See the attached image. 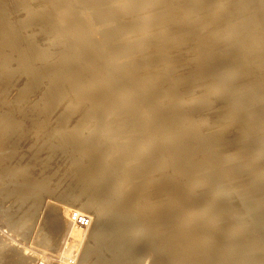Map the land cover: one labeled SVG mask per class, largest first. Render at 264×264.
I'll return each mask as SVG.
<instances>
[{"label": "rangeland", "instance_id": "1", "mask_svg": "<svg viewBox=\"0 0 264 264\" xmlns=\"http://www.w3.org/2000/svg\"><path fill=\"white\" fill-rule=\"evenodd\" d=\"M136 1H139V0H136ZM171 1H172V4H173V7L175 8L174 13L176 11V13L178 14V12H179L178 7H182V5L185 3V0H171ZM240 1H243V2H240ZM244 2H246V3H244ZM258 3L262 4L261 0H246V1L245 0H217V1L209 0V1L205 2L206 5H204V6H202L201 4H199L197 6L194 5L193 7L188 8V10H189L188 12H189V14H191V15H189L190 17L194 18V15H195L196 19L199 20L200 17L197 16V13H192V12L194 11V9L202 8L203 10L201 11V13H203V11H206L204 13V17L207 16L206 18H203V19H207L208 17H209V19L206 20V21L203 20V21H200V22L196 21L195 24H194V21H193V24H191L192 25V29L191 30H190L191 25H190V27H188L186 25H182V23H179L177 21V19H176L177 15L176 14H172V13L171 14L173 16L171 14H167V15L163 16V14H162V16H163L162 18L166 17L165 20H162L161 19V15H158L160 17L156 18L157 22H158V23H156L155 19H153V18H151V17H149V16H147L145 14L147 6H144V5H141V7L139 8L138 11H136V12H134L132 14H129L128 18L134 19L132 21V23H133L135 29L140 34L143 35V33L151 30L152 27H153V29L154 28L155 29L152 30L150 32V34H156L158 36H162L163 33H166L167 40L169 41L168 37L170 38L169 42H172V40H173V42H172L173 43L172 44L173 47L171 46V43H169L168 41L165 42V46L167 44V49L169 51L172 50L169 53L166 52V49H163L164 47L162 48L159 45L157 46V48L160 47L159 49L163 50V51L162 50H160V51L164 52V53H161L159 50L158 51H154L155 53L154 52H150V57L153 58L152 59V63L149 61L148 58H146L148 56V54H146L147 55L146 56V55H143L142 53H139V52H138L139 54L138 53H136V54L134 53L133 55H129L128 58H131V59L127 60L129 62L133 61L134 64L136 63L135 64L136 65V71H134L133 74H135L138 77H140L143 80L144 83L149 84L151 82H154L155 84L158 83V87H160L159 90L156 89L157 97H156L155 107L151 106V104H147L146 102H144L142 100H140V102H139V103H141V106L138 103L139 112H142L143 114L148 113L146 115H149V113H153V116H155L156 118H159V117L160 118H164L165 117L164 120H162L159 123V127L161 126L160 129H159V127L155 128L156 130H158L157 133L155 131V134H157L159 137L157 135L155 136V134H153L154 133L153 131H152V135H149L151 133V132H148L150 130L149 129L150 126L146 125L145 120H143L144 124L141 123V127H140V125H135L134 127H132V126L130 127L129 124L127 123V121H130V120H127V119H125V121L124 120H119L121 122L123 121L121 123L119 121L117 122L116 119H114L115 116H114V118H112L110 115H109V117H111L110 120L108 119L106 121H108V124L113 125V127L111 129H104V130L101 129L102 131L100 129H98V130L94 131V129H91L92 127L85 128L84 124H86V123H84L85 122L84 121V117L86 115L88 116V114H87L88 112H91V113H92V111L94 112L93 108H95L98 105H101L100 102L102 100V97L100 96V94H96V95L90 96V98L87 100V102L90 104V106H94V107L93 108L86 107L87 109L85 108L84 102L82 100H80V99H76V102L78 104L75 101H73V100H75V98L74 99L73 98H68L69 101L71 99V101H72L71 103L68 102V101H64L63 103H59L57 101V98H56V97H58L57 95L61 94L64 90H66L67 84L63 83L62 78L58 77V76H55L54 73H53V75H50V70H48L49 69V63L53 64L54 67L57 68V70L60 69L58 67H60V65H61V63L59 62V66H58L57 62L55 61L56 59L59 58V56L61 57V55L58 56V54H60V53L57 52V48L54 47V46H51V45H50V47H52L51 49H49V47H48L49 43H47V42H49V38H47V39L44 38L43 39V42L45 41L46 43L44 42V44H43V42H40L39 44H40L41 48L43 46V49H45V47H46L44 45L48 44L47 47H48L49 51H51V52L54 51V53H49L50 55L53 54V56L51 55L50 58L53 59L54 61L51 60V59L50 60L41 61V59L39 58L40 56L38 55L39 53H38L37 49H36V52H37L36 53L34 49H31V47H29V49L26 48V46L28 45V44L25 43L26 40H24V41L22 40V43H25V44H22L23 46H20L19 48L18 47L11 48L9 43H7L6 39H2V40H3V42L7 43L8 45L3 46V43L0 40V48L1 49L2 48L6 49V50H4L5 52H3L2 56L0 57V77H1L0 78V91L3 90V93L1 92L2 95L0 93V96H3V97H0V107H1L0 111L11 113L13 117H15L16 119H18V118L20 119L18 121L23 120L20 125H21L22 128L24 127L23 128L24 131L21 129L23 131L22 136L19 135L20 137H18L15 142L10 144L9 145L10 147L9 146H6V147L2 146V147H0V150L2 148L1 151L4 150L5 152L3 151V153H6V154L11 153L12 151H15L17 153L19 152L18 154L16 153V155L13 156V158L15 157L14 160L12 158V160L9 161L11 166H14L13 169L15 168V171L20 170V171H18V173H17L18 175H16V178H17V176L19 178H21L22 177V176H20L21 174L22 175H24V174L26 175L27 172H29V173L31 172L32 173V179L34 178V180L31 179L32 181H30L29 184L32 185L35 181H39V179H40V181H42L43 180V176H44V180L41 182V184H43L42 186H44V189L41 188V194H43V196L41 195L42 197H40L39 204H29V205L26 204L25 205L24 204V200L21 201L22 199H20V200L17 199L18 198L17 196L10 197L8 199V202L6 203L7 207L5 208V210L8 207L11 208V206L16 204L15 207H14L15 210L12 209V211H11L12 214L14 213V216L12 217L13 219H11V223L10 222L8 223V221L6 222L4 220V218H3L4 209H2L4 207H0V240H1L0 244L5 246V244H6L5 242L6 241H7V243L11 244L8 247L6 245V247H4V248H2L3 247L2 245H0V247H1L0 248V252H1L0 253V258H2V259H0V264H15L16 257L26 258L27 261H28V264H39V263L44 262V261H45V264H49L50 261H54L55 263H59V264H62V263L64 264L67 261H70L72 264H84V263H80L79 262V258L81 257L80 255L83 254L84 247L86 246L87 242H89L91 236L95 235V233L97 231H99V233L97 232V234H96L97 236H95V238H97L99 240L100 244H101V250L98 251V253L104 252L105 253L103 255L104 258L107 261L109 260V261H111L114 264H116V263L118 264L120 262L123 264L124 261H125L124 264H159V262L160 263L164 262V264H171V262H172V264H185V263L186 264H200V263L201 264H209V263L210 264H229V263L230 264H264V261H263L264 260V241H263L264 240V237H263L264 236V234H263L264 233V210H263L264 209V200H263L264 199V164H263L264 163V151H263L264 150V141H263L264 140V110H262V109H264V90H263L264 89V72H263L264 68L263 67H261V68L259 67L258 68V65L255 64V63L258 62L259 58L260 59H264V54H263V52H264V47H263L264 46V43H263V41H264V39H263L264 38V30H263L264 29V16L263 17L259 16L260 15L259 14L260 10L264 6V2L262 4V6H261V4L256 5ZM238 4H240V5L242 4V6H241L242 9L240 11L235 10V8H233V6H236ZM46 5H48V3H46ZM49 5H51V3ZM148 5H150V4H148ZM152 7L153 8H158V5H154V6L152 5ZM228 7H230L232 10H230V8H228ZM255 11H256V13H255ZM220 12H222V13H220ZM219 13L222 15V17H220ZM238 13L241 14L242 16H239ZM226 14H227V17L225 16ZM174 15H176V16H174ZM216 16L220 17L218 22H217V19H215V18H217ZM224 17H226V20L224 19ZM241 17H242V20L243 19H245V20L242 21ZM221 18L223 19V21H222ZM250 20H252V21H250ZM256 20H258V21L256 22ZM164 21H169L171 23L167 22V24H164ZM173 21L175 22V24H173L174 23ZM212 21H213V23H212V25H210V22H212ZM219 21H220V23H219ZM226 21H227V23H226ZM230 21H231V23H230ZM245 21L250 25V28H248V30L245 29V28L242 30V28H243L242 26H243V23ZM0 22L2 23V17H0ZM159 22H161V23L163 22L162 25L160 24L161 26L158 25ZM202 22H204V23H202ZM215 22H217V24H215ZM221 22H222V24H221ZM223 22H225V24L227 26ZM249 22H251V24ZM199 23H201V24L199 25ZM202 24L207 26L206 29H208V30H204L205 27H203ZM177 25H179V27ZM201 25H202V28H204V29H201V27H200ZM215 25H217V26H215ZM238 25H240L241 28ZM184 26L186 28H188V29H185ZM193 26L195 28L194 29L195 31L193 30ZM196 27H198V28H196ZM214 27L217 28V29H215ZM218 27L220 29H218ZM238 27H239V30H238ZM175 28H178V30L179 29H181V30L178 31ZM183 28L185 29V31H182ZM229 28H231L230 29L231 32L229 31L228 32L229 34H228L227 30H229ZM232 28H234L233 31H236V32H233ZM257 28H258V30H256ZM200 29L203 32L207 31V32H205V33H207V35L206 36H201L204 33L202 31H201L202 32L201 33ZM252 29L253 30L255 29V30L253 31ZM106 30H107L106 23H101L100 21L97 22L95 24V26H94V32L92 34H90L89 43L93 44L95 46L101 45L102 39H103V37L105 35V31ZM186 30L188 31L189 34L186 33V35H185V32H187ZM189 30L192 31L191 32L192 35H191ZM27 31L28 30H26L25 33H23V34H25V35L27 34V36H28V34H30V33H26ZM208 31H210L209 32L210 35L208 34ZM243 31H245V32L247 31V32L244 33V35H243ZM34 32L36 33L37 31H34ZM196 32L198 33V35H197ZM248 32H249L250 35H248ZM257 32H258V36H257V34H255ZM37 33L39 35V32H37ZM37 33H36V35H34L31 32V34L33 36H35V39H40L39 37H42L43 34L40 33V35L41 34L42 35L37 38ZM212 33H213L214 37H213ZM3 34L4 35H8L9 32L4 30ZM146 34H148V33H146ZM199 34H200L201 39L203 38L204 40L202 39V41H201L200 39H198ZM239 34H241L242 37ZM252 34H255V35L252 36ZM218 35L221 36V38H222V40L224 42L221 39L219 40L220 36H218ZM227 35H228V37H226ZM229 35H232L233 39H231V36H229ZM233 35L234 36L236 35L235 36L236 39H235V37ZM261 35H263V36H261ZM1 36L3 37V35H1ZM195 37H197L198 40ZM223 37H224V39H223ZM251 37L253 38L252 40H250ZM193 38H195L197 40L195 43L196 44L199 43L198 45L195 44V46H193L194 42H192V40L195 41ZM205 38L209 39V41H211L212 39H217V41L210 42L211 45H210V43L208 41L210 46L209 45L206 46L208 43H207V39H205ZM210 38H211V40H210ZM241 38L242 39L243 38L246 39V40H244V43L242 42ZM228 39L231 40V41H229ZM247 39H249V41ZM174 40H175V42H174ZM205 40H206V42H205ZM218 40H219V42H218ZM239 40L241 41V43H240ZM220 41H222V42H220ZM234 41H237L238 43H235ZM245 41H247V42H245ZM215 42H217V43H215ZM225 42L226 43L228 42L227 45H226ZM168 43L170 45L169 47H172L171 49H169ZM176 43H179V44H176ZM214 43L218 45V46L217 45H214V46H217L219 49H217V47H214L212 45ZM220 43L222 44L221 46H220ZM233 43L236 44V45L237 44H239V45L236 46ZM245 43H247V45L249 43V45H248L249 47L246 46ZM183 44H186V45L190 44L191 46L189 45L188 48L185 47L182 50V47L185 46ZM232 44L234 46H232ZM201 45L202 46L205 45L206 47L205 46L202 47ZM197 46H198V48H195V49H196V52L198 54L196 56L194 55L192 57V55L190 53L193 52L195 50L194 47H197ZM211 46H212V48H211ZM47 47H46V49H47ZM53 47L56 48V49L52 50V49H54ZM209 47H210V49H209ZM235 47H236V49H234ZM259 47H261V48L263 47V49L261 50V48H260V50H257V48H259ZM10 48L12 50V53L14 51V54H11L9 52ZM189 48L190 49H194V50L192 51ZM17 49H18V51H17ZM199 49H202V51L199 50ZM213 49H217V50H214L215 53H214ZM253 49H255L254 52H252ZM189 50H190V53H188ZM203 50H204V52H203ZM233 50H234V53H233ZM236 50H237V52H236ZM198 51H200V52H198ZM210 51L211 52L213 51L212 55H211ZM255 51L258 54H256ZM74 52L78 54V52H76V51H74ZM174 52H176V55H175ZM201 52L204 53L205 56ZM206 52L209 53V54H207V55H209V57L206 56ZM219 52H220V54H219ZM158 53H160V54H158ZM194 53H192V54H194ZM9 54L11 55L12 59L8 61L7 58H6L7 57L6 55H9ZM137 54L141 55V56L143 55L142 56L143 58L142 57H138ZM162 54L166 55V56L169 55L170 57L168 56L166 58V56H164V58L166 59L164 61V59H162V57H161ZM188 54H190L191 57L189 56V58H188V56H187ZM223 54H225L227 57L225 55H223ZM246 54H247V57H249L250 59L249 58H245ZM181 55L182 56L186 55V56L183 57V59H182ZM210 55H211V58H210ZM135 56L138 57V58H136ZM158 56H160V57H158ZM237 56H238V58H237ZM243 56H245V57H243ZM251 56H254V57L251 58ZM132 57H133V59H132ZM171 57H174V58H171ZM186 57L188 58V61L190 63L193 61L192 59L195 57L194 61H195L196 67L193 65L192 68L189 69L191 67L192 63H191V65L188 64L189 62L187 61ZM196 57H197V62H198V60H201V62L199 61L197 63L196 60H195ZM204 57L205 58L207 57L206 60H205ZM231 57H233V58H231ZM135 58H136L137 61H135ZM160 58H161V60H160ZM202 58H204V59H202ZM222 58H224V59H222ZM228 58H230L231 60L228 59ZM242 58H244V60ZM81 59L82 58H80V60ZM142 59H144V61ZM157 59H158V61H157ZM176 59H178L180 62L177 61ZM207 59H208L209 62H212V61L215 60L214 63L218 62V65H214L213 62L211 64L209 62H206ZM224 60H226V61H224ZM233 60H234V62H232ZM246 60L248 61L250 66L247 65L248 63H246L247 62ZM167 61H168V64L174 63L172 65L173 66L175 65V66L174 67L172 65L168 66V64H167V66L164 65V62L167 63ZM194 61H193V64H194ZM84 62L85 61L82 60V68L84 69V66H86V68H87V70H84V72L85 71L89 72L92 69L90 66L95 65V64L98 63L97 60L93 64H92L91 61H88L89 63H87V64H83ZM219 62H221V63H219ZM226 62H227V65H224V64H226ZM12 63H15V64H12ZM150 63H151V65H150ZM177 63L179 65H177ZM251 63H253V64H251ZM55 64L58 67L55 66ZM156 64H159V65L156 66ZM205 64H206V66L208 64L209 65L207 67L203 66ZM220 64L221 65L223 64L222 65L223 67ZM12 65H13V67H11ZM153 65L156 66L155 67L156 69L153 68L154 67ZM183 65H184V67H183ZM186 65H187V67L188 66H190V67L187 68ZM197 65L199 67H197ZM211 65L212 66L214 65L213 66L214 68L217 67L219 72L217 71V69H215V70H214V68L212 69ZM241 65H243V66L245 65V66L242 67V69H241ZM200 66H203V67H201L202 71L203 72L207 71L208 74L207 73L206 74L208 76L209 75L210 76L213 75V76H211V77L207 76L208 77V79H207L206 74L201 71ZM210 66H211V68H210L209 72L210 71L211 72L214 71L212 73L210 72L211 74H209V72H208V69H209L208 67H210ZM224 66H226V67H224ZM234 66H235V69H234ZM139 67H140V69H138ZM157 67L158 68L161 67V69L158 70ZM167 67H169V68H167ZM194 67L196 69L199 68L198 70L201 71L202 73L201 72L199 73V71L198 72L195 71L196 69ZM152 68L155 69V70H153ZM166 68L169 69L168 72L170 71L169 72L170 74L167 73V71H166L167 69ZM230 68H233V70L230 69ZM255 68H257V70L259 72H257V70H255ZM32 69H34L35 73L37 71L38 74L34 73L35 74L34 75L33 73H31ZM88 69H90V70H88ZM188 69L191 72L190 74H189V70ZM193 69H195V70H193ZM239 69L244 74L241 73ZM243 69H244L245 72L243 71ZM249 69L251 70V73H250ZM191 70L194 71V75H193V72ZM182 71H184L183 74L181 73ZM253 71H255V72H253ZM261 71H262V74H261ZM32 72H33V70H32ZM195 72L199 73L200 75L199 74L196 75ZM223 72H225V73H223ZM4 73H6V74H4ZM218 73L221 74L222 80H220V79L218 80L217 79V78L221 77ZM230 73H232V74H230ZM168 74L169 75L173 74L175 78H177L179 75L180 76L177 79H174V77L171 75L166 80V78L168 77ZM191 74H192L193 78L195 77L194 79L191 76H189ZM201 74H203L205 76H203ZM246 74H249V75H246ZM38 75L40 76V78H39ZM184 75H185L186 78L184 77ZM198 75L202 76V77L200 78ZM228 75H229V77H228ZM250 75H251V77H250ZM86 76H87V78L93 80V78L90 75L86 74ZM188 76L191 79L187 78ZM197 76L200 78V80H199V78L197 79ZM215 76H217V77H215ZM170 77L172 79H170ZM182 77H183V79L184 78L185 79L181 80ZM203 77H205L207 80L204 79ZM223 77H225V79ZM255 77H256L257 80H255ZM179 78H180V80H179ZM240 78H241V80H244L245 83L242 82L240 80ZM55 79L58 82L55 81ZM161 79H162V81L163 80L164 81L162 82ZM247 79H251V81L250 80L247 81ZM169 80H173V81H169ZM230 80H232V81H230ZM237 80H238V83H237ZM5 81H7V82L9 81V86L6 85L7 82L5 83V85H3ZM86 81L88 83L91 82L89 80H86ZM166 81H168V82L165 83ZM174 81L175 82L177 81V82L175 83ZM87 82H85V83L88 84ZM258 82H260V84H263V86L259 85ZM103 83L104 82H102L101 84H103ZM171 83H172V86L174 84V87H173L174 90H175V87L178 88V89L176 88L178 93H177V91H174L173 94L175 95V97L173 95V98H172V94H170V91L172 92V90H173L172 87H171ZM222 83H224V84H222ZM249 83H250V85L248 86ZM62 84H64V85L62 86ZM89 84L91 86H96V85H94L95 83L92 84V82L89 83ZM2 85H3V89L1 88ZM222 85H223V87H222ZM227 85L229 86V89H227L228 88ZM165 86L167 87V90H165V88H166ZM168 86H170V87H168ZM8 87H10V89ZM224 87H226V91L227 92H225V90H224L225 88ZM169 88L172 89V90H170ZM245 88H246L247 92L245 91ZM5 89L7 90V92H4V91H6ZM219 89H221V90H219ZM11 90L12 91L14 90L15 92L13 93ZM9 92H11V93L9 94ZM45 92H48V93H45ZM129 92L132 93V92H134V90H130ZM182 92L183 93L185 92V94H183ZM233 92L234 93L236 92V95L238 97L236 95H233L234 94ZM239 92H241V93H239ZM4 93H5V97L3 95ZM196 93H199V94H196ZM8 94H9V96H8ZM179 94H180V96L182 95L183 97L182 96L180 97ZM198 95L200 96L199 98H198ZM169 96H171V97H169ZM176 96L179 97V98H177ZM93 97H95V99H93ZM174 98L176 100H178V101H176ZM201 98L204 99V100H202ZM254 98H255V100H253ZM23 99L26 100V101H24ZM55 99H56V101H55ZM138 100H139V98L137 99V101ZM166 100H168V101H170V100L174 101L175 100V104L177 105V106L175 105V110L173 112L170 111L171 113H168L169 110L166 109L168 107V101H166ZM182 100H184V102H182ZM208 100L211 101V103H212V100H213L214 101L213 103H218V104H209L210 102L208 103ZM243 101H245V102H243ZM65 102H67V103H65ZM87 102H85V103H87ZM234 102H236V103H234ZM262 102H263V104H262ZM186 103H187L188 107L186 109H184L187 106ZM201 103H203V105H205L207 103V107H205V109H207L208 106H209V108L207 110L203 109L204 107L202 108L203 105L201 106L200 105ZM29 104H30L31 107L29 106ZM183 104H185L186 106L183 105ZM234 104L235 105L237 104L236 107H235L236 110L234 109V106H235ZM239 104H241V107L238 106ZM255 104H256V106H255ZM180 105H181V107H179ZM182 105L185 106V107L183 108ZM212 105H213V108H212ZM37 106H38V108H37ZM70 107H71V109H70ZM4 108H6L7 110L4 109ZM8 108L10 110H8ZM147 108L148 109L150 108V109L148 110ZM188 108H190L189 111H188ZM26 109H28V110L25 111ZM69 109H70V111H69ZM209 109L211 111H208ZM164 110H165V112H164ZM201 110H204V111L202 112ZM22 111H23V113H22ZM143 111H145V112H143ZM190 111H191V113H190ZM205 111H207L208 113L205 112ZM219 111L222 113V115H221V113ZM261 111H263V112H261ZM69 112L72 113V114H70ZM111 112H112V109L111 110H107V113L110 114ZM154 112H156V113H154ZM130 113L133 115L132 111H130ZM175 113L177 115H175ZM21 114H22V116H25V118L23 117L24 119H22ZM38 115H41V116H38ZM225 115H226V117H225ZM231 115L232 116L234 115V116L232 117ZM230 116H231V118H230ZM240 116H241V118H240ZM27 117L30 118V119H28ZM57 117H61V118L66 117L67 119L65 118L63 120V119L57 118ZM106 117L108 118L107 115H106ZM172 117H174V118H172ZM215 117H217V118H215ZM107 118H105V119H107ZM218 118H219V120H218ZM254 119H255V121H254ZM40 120H42V121L40 122ZM66 120H67L68 123H66ZM112 120H114L115 122L114 121L112 122ZM236 120H237V122H236ZM64 121H65L66 125L65 124L63 125ZM109 121H110V123H109ZM239 121H241L242 125L239 123V128H238V122ZM256 121H258V122H256ZM186 122L189 123V124H186ZM259 123H261V124H259ZM43 124H44L45 127L43 126ZM127 124H128L129 127H127V126L125 127L124 126V125H127ZM139 124H140V122H139ZM215 124H217V125H215ZM115 125H116V127H114ZM79 126H80V128L78 129ZM136 126H137V128H140V129L137 130ZM144 126L145 127L147 126L149 128L146 127L147 128L146 129ZM252 126H253V128H251ZM26 127H29V128H26ZM127 128H128V130H127ZM198 128H199V130H198ZM219 128H221V129H219ZM224 128L226 130H224ZM74 129H76L75 132H74ZM122 129H123L124 132H122ZM40 130H42V131H40ZM72 130L75 133V135L72 132ZM211 130H212V132H211ZM229 130H231V132ZM239 130H240V132H239ZM252 130H254V131L252 132ZM68 131H70L72 133H70ZM98 131H100V132H98ZM137 131H139V132H137ZM203 131H204V133H202ZM205 131L206 132L208 131L207 133H209V134H207ZM242 131L243 132L245 131L246 134L242 133ZM78 132H81L82 134L78 133ZM109 132H112V135H110L111 133L109 134ZM218 132H219V134H218ZM84 133L86 135H97L98 138L102 137L100 140L102 141L104 139L103 142H105L106 139H108L110 144L111 143L112 144L115 143V145H116L115 148L114 147H112L111 149L108 148V150H109L108 154L109 153L110 154L107 155V157H105L104 160L107 161L108 164L114 165L118 172L124 173L125 171L130 169L132 172L135 173V175H134L129 170L130 172L127 171V172L124 173V175H127V180H129V177L130 178L132 177L129 180L130 183H128L129 185H127V187L129 186L128 187L129 190L133 191L134 195H137V196L140 195V196H138L139 198L137 196H136L137 198L134 197V200L136 201V203H138L141 200L140 201L141 203H138L139 205L142 204L141 208L145 207V209H148V208L154 207V211L157 212V213L160 211L161 208H163L167 212V214L171 213L172 211L175 212V213L172 212V215L175 217L177 222H172L173 224L171 222H169V223H171L170 224V229H169V223H165L164 226H163V224L160 225V223H155L153 225L155 227V229H156L155 230L156 231L155 234L157 236V238L155 240V243L156 244L159 243V244H157L155 247L152 246V249H151V247L150 248L148 247L147 250H143V249H141V247H139V248H135L134 247L136 250L133 251V246H130V244H128L126 241L124 242L121 239H117L116 240L115 237L112 238V237H108V236L104 238V236H102V232L103 233H107V232L109 233V231H107V228L110 231L112 230V228L109 225L107 227V224L105 223L104 220L102 221L103 223H101L100 221L97 222L95 220H94L95 221L94 222L93 219L90 217L92 225L90 224L91 226L89 228L88 227L87 228L86 227H80L78 225H76V226L72 225V223H71V221L69 219L70 218V212L73 211V210H78V209H76V206L84 207L83 204L87 200H91L93 195H95L96 197H99L97 199H100L101 197H102V199H104L103 198V194L100 192V189H99V183H98L97 179L94 177V175L92 173L93 172V168H92L91 161L88 158H86V157H76V159H78L80 162H82L81 164H76L74 162V157H73V155L70 152V151H72V149H71V146L69 145L70 143H68L67 141L71 140L70 137L73 139L75 136H76L75 139L76 138L77 139H79V138L82 139V137H80V136H82ZM132 133H134V134H132ZM24 134H26V135H24ZM69 134H72L74 136H71ZM107 134H109L110 137H108ZM237 134H239V135H237ZM240 134H242V135H240ZM243 134H244V136H243ZM66 135H67V137H66ZM105 135H106V137H104ZM153 135L155 136V140H153V139L149 140L150 139L149 137H151V136L154 138ZM235 135L237 136V138H236ZM68 136H70V137H68ZM211 136H213V137H211ZM21 138L23 139V141H22ZM25 138H26V140H25ZM111 138H112V140H111ZM142 139L145 140L146 142L145 141L143 142ZM227 139L229 140L228 144H227ZM233 139H235L236 141L233 140ZM40 140H41V142H40ZM215 140H217V142H215ZM16 142H19V144H18L19 147H18ZM23 142L25 143V146H24ZM147 142L148 143L151 142V143L148 144ZM241 142H243V143H241ZM42 143H43V145H41ZM151 145L152 146L159 145V147H161L162 150L157 151L156 155H155V152H149L150 151L149 149H151V148L153 149V147ZM232 145H234V146H232ZM146 146L147 147L149 146L148 150L145 149ZM214 146H215V148H214ZM230 146H232V147H230ZM248 146H249V148H248ZM7 147H8V149H7ZM68 147H70V148H68ZM79 147H83L84 148L83 144L80 145ZM79 147L76 148V150H79V152H80L83 148L80 149ZM22 148L24 150H22ZM143 148H144V150H143ZM239 148L240 149L242 148V149L240 150ZM24 151H26V152H24ZM43 151H44V153H43ZM143 152L146 153V154L144 153L145 154L144 155L145 158H146V156L148 154V156H147L148 158H146V160H145L144 156H142ZM165 154H166V156H165ZM246 154H248V155H246ZM25 155L26 156L30 155V156L29 157H25ZM152 155H154V156H152ZM157 155H159V156H157ZM33 156H35V157H33ZM140 156L142 157V159L144 158L143 162H142V159H141ZM149 156H151V157H149ZM155 156H157L158 158L155 157ZM153 157H155V158H153ZM24 158H26V159H24ZM21 159H22V161H21ZM140 159H141L142 163H147V162H145V161H147V159L150 160V161L148 160V163L154 161L153 159H155V160L157 159V161L159 162V166L160 167L157 166L155 170L142 172L140 169H138V166L142 165L141 162H140ZM24 160L25 161L27 160V161L25 162ZM196 160L198 162H196ZM171 161H173V162H171ZM199 161H202V162H199ZM237 161L240 162V163H237ZM24 162L27 163V164H25ZM217 162L219 164H217ZM200 163H201V165H200ZM234 163H236V164H234ZM24 164L27 166L26 169H24L25 168ZM136 164H138V166ZM244 164H246V165L244 166ZM249 164H251V165H249ZM209 165H210L211 168H213V170H211ZM233 165H234V167H233ZM237 166H238V168H237ZM38 167L40 168V170L38 169ZM260 168H261V170H260ZM30 169H32V170H30ZM207 170H209V171H207ZM227 170H228V173L230 171L231 172L233 171V173L230 172L231 176H230V174L227 175L228 174ZM137 172L139 173V175H138ZM158 172L159 173L161 172V174L158 175ZM217 172H218V174H217ZM236 172L238 174L239 173L242 174V175L244 174L243 177L240 178L241 175L240 174H239V176H238V174L236 175ZM33 173H36V175L33 176ZM127 173H130V174H127ZM131 174H133V175H131ZM144 174H146V175H144ZM233 174H235V176ZM25 175L23 176L22 179H25L24 178ZM140 175L141 176L144 175V176H146V178L145 177H139ZM183 175L185 176L186 179L184 178ZM212 175H214V177ZM226 175L229 177V179L232 178L231 180H233V179L234 180L231 181V180L227 179L228 177ZM37 176H39V177L37 178ZM135 176H137V178ZM211 176H212V178H211ZM215 176H217V177L219 176L218 180H217V177H215ZM2 177L3 176L1 175L0 176V183H2V184H4L5 182L7 183L8 182L7 177H5V175H4L3 178H5V180ZM148 177H150V178L148 179ZM237 177L239 179H241L242 181H240V180L235 181V178H237ZM223 181H225V182H223ZM228 181H229V183H228ZM239 181L241 183H239ZM46 182H48V183H46ZM142 182H144V183H142ZM217 182H220V185H218L219 183L217 184ZM246 182H247V184H246ZM243 185H246L247 187L243 186ZM24 186H25V183H24L23 187ZM138 186H139V189H138ZM250 187H251V189H250ZM47 188H48V190H47ZM220 188L221 189L223 188V190H220ZM25 189L30 191V188L28 189L27 184H26L25 188H23V190L25 191ZM215 189H217V190H215ZM225 189L228 192L225 191ZM229 190H230V192H229ZM231 190L233 191L232 193H231ZM42 192H45V193H42ZM146 192L148 193V196H147ZM234 192H235V195H234ZM237 192H239V195H238ZM236 193H237V195H236ZM240 193H242L241 195H242V198L244 197L243 199H245L247 197H249V198L251 197L252 198V199L250 198L251 203L250 202H248V203L245 202V201H249V198H247L248 200H245L243 202L242 201L243 199L242 198H241L242 200L240 199V197H241ZM98 195H100L101 197L98 196ZM243 195H245V196H243ZM253 195H254L255 198L253 197ZM14 197H16V198H14ZM232 198L233 199L235 198L237 201H235V199L233 201ZM255 199H256L257 202H255ZM188 200H190V201H188ZM253 200H254V203H256V204H258L260 206V208H258V205H256V204L255 205H256L257 208L255 206H252V205H254L253 204ZM261 202H263L262 205H261ZM104 203L105 202L100 201V204L96 205L95 208L99 207V209L101 210L100 205L103 206L102 204H104ZM201 204H203V205H201ZM214 204H215V206H214ZM59 205H62V206H60V208H59L58 207ZM63 205L65 206V209L68 208L67 209V213L64 214V212H63V215H62V218L65 216L64 217L65 219L64 218L62 219L64 224L62 223L63 226L61 227V229H63V230H59V232H56L55 234H52L51 235V241H50L49 244L41 243L42 242L41 236L38 234V232L40 230V226H42V223H41L42 219L46 216L45 214H47V212H49V210H51V209L52 210H54V209L57 210V208L58 209H62V207L64 209ZM209 205H211V206H209ZM250 205L252 207L250 209L251 210L253 209L252 210L253 211L252 215L250 214L251 211L248 208V207H250ZM173 206H174V209L172 210ZM207 206H209V208H207ZM245 208L250 211L249 214L247 213L248 210H247V212L245 211ZM254 209L255 210L257 209L259 212L257 211V213H256V211ZM13 211H16V212H13ZM83 212L86 213V214H89L85 210ZM15 213H16V215H15ZM220 213H222L223 215L218 217V219H219V220L217 219L218 223H215V224L211 225L209 223L211 218H213V216H217ZM259 213H261V214H259ZM43 215H44V217H43ZM152 215L153 214L151 213V217H152ZM232 215H233V217H232ZM254 215H256L257 219H256V217ZM19 218H21L23 220L21 228H19V226H16V222L19 220ZM93 218H95L94 215H93ZM153 219H155V218H153ZM51 220L53 221V219H51ZM64 220H66V221H64ZM174 223H176V224H174ZM166 224H168V225H166ZM201 224H203V226H201ZM165 225H166L167 228H163V227H165ZM191 225H193V226H191ZM173 226H174V228H172ZM189 226L192 227V230L196 231V234H199V232H200L201 236H202V233H204L205 235H207V234L210 235V237L208 235L207 236L209 238H211V239H208L209 243H211V245L210 244H209V246L207 245L206 249H204V253H206V256L204 254L203 257H200L199 256L200 252H198V251L191 252V253L188 252V251H185V248H186V234L184 233V230H185V228H187ZM242 226L244 227L242 229H244L245 231L240 229ZM70 227H73V228L71 229ZM97 227L100 228V229H98ZM221 227H222V229H221ZM230 227L233 228V229L231 230ZM171 228L174 229V230H172ZM76 229L79 232L76 231ZM90 229H91V231H90ZM176 229L178 231H176ZM92 230L95 233H93ZM215 230H219L220 234H222V235L214 234V233H216ZM169 231H170V233L174 231V233H176L178 235L173 234V233L170 235ZM232 231H233V233H232ZM68 232H69V234H68ZM75 233H77L76 236H75ZM228 233H229V235H228ZM169 235L171 237L173 236V238H171ZM174 235H175V237H174ZM98 236H101V237L99 238ZM218 236H219V238H218ZM215 237H217V238H215ZM106 238H108V239H106ZM134 238H135V236H134ZM164 238L166 240H168L170 238L171 240L169 239L168 241H166V240H164ZM101 240H102V243H101ZM119 240H121V241H119ZM76 241H78V242H76ZM116 241L120 243L119 246H117L119 243L117 244ZM2 242H4V243H2ZM110 242L111 243L113 242V245L114 244H117V245H114V247H112L113 245ZM160 242L162 244H164V245L166 243V245L162 248L163 245ZM168 242H170V243H168ZM109 244H111L112 246H110ZM259 244H260V246H259ZM160 245H161V247H160ZM173 245L175 247H173ZM212 245H214V246H212ZM107 246L111 247V248L108 249ZM245 246H247V247H245ZM125 247H126V249H125ZM165 247H170V248L169 249L167 248V250L164 251ZM8 248H10V249L7 250ZM116 249H118V250H116ZM154 249H156V251H154ZM160 249H162V251ZM222 249H223V251H222ZM245 249H247V250H245ZM151 250H152V253L150 252ZM172 250H173V252H170ZM206 250H207V252H206ZM163 251H164V253H163ZM107 252L110 253V254H108ZM223 252H224V254H223ZM208 253H210L211 256ZM225 253H226V255H225ZM221 254H222V256H221ZM4 255L7 258L4 257ZM171 255H172V257H171ZM92 256H94V255H91V257L89 256L87 258L86 264H94L93 261H95V259H97V258L95 256V259H91V258H93ZM212 256L213 257L214 256L215 257L218 256L217 257L218 259L214 257V260H213ZM251 256H252V258H251ZM161 259H163V260H161ZM220 259H221V261H220ZM90 260H91V262H90ZM204 260L207 261V262H204Z\"/></svg>", "mask_w": 264, "mask_h": 264}, {"label": "bare ground", "instance_id": "2", "mask_svg": "<svg viewBox=\"0 0 264 264\" xmlns=\"http://www.w3.org/2000/svg\"><path fill=\"white\" fill-rule=\"evenodd\" d=\"M52 1V2H51ZM207 1H209V0H185V3L182 5V7H178V10H179V12H178V14L176 13V11H175V13H174V10H175V8L173 7V4H172V1L171 0H139V1H136V0H0V17H2V23L0 22V40L2 41V43H3V46H5V45H8L7 43H9V45H10V47L11 48H15V47H20V46H23L22 44H28L27 46H26V48L27 49H29V47H31V49H34L35 50V52H36V49H37V51H38V55L40 56L39 58L41 59V61H43V60H50L51 58H50V56L52 55L53 56V54H49V53H54V51L53 52H51V51H49V49H51L52 47H50V45L51 46H54V47H56L57 48V52H59L60 54H58V56L59 55H61V57L59 56V58L58 59H56L55 61L57 62V65L59 66V62L61 63V65H60V67H58L56 64H55V66H57L58 68H60V69H58L57 70V68H55L54 67V65L53 64H51V63H49V69L48 70H50V75H53V73L55 74V76H58V77H61L62 78V80H63V83H66L67 84V88H66V90H64L61 94H59V95H57L58 97H56L57 98V101L59 102V103H63L64 101H68V102H72L71 101V99H70V101L68 100V98H75V100H73V101H75L76 102V99H80V100H82L83 102H84V104H85V108L86 107H88V108H93L94 106H90V104L87 102V100L90 98V96H92V95H96V94H100V96L102 97V100H101V102H100V104L101 105H98V106H96L95 108H93L94 109V112L92 111V113L91 112H88L87 114H88V116L86 115L85 117H84V123H86V124H84V126H85V128H87V127H92L91 129H94V131H96V130H98V129H111L112 127H113V125H110V124H108V121H106V120H110V118L112 117V118H114V116H115V118L114 119H116V121L118 122L119 120H124L125 121V119H127V120H130V121H127V123L129 124V126L131 127H134L135 125H140V127H141V123H143L144 124V121L143 120H145V122H146V125H149L150 126V128L149 127H147V128H149L150 130L148 131V132H151L149 135H152V131L154 132L153 134H155V131H156V133H157V131L158 130H156L155 128H157V127H159V123L162 121V120H164V118H156L155 116H153V113H149V115H146V114H148V113H145V114H143L142 112H139V110H138V107H139V105H138V103L140 102V100H142V101H144V102H146L147 104H151V106H154L155 107V104H156V97H157V94H156V89L157 90H159V88L160 87H158V83L157 84H155L154 82H151V83H149V84H147V83H144L143 82V80L140 78V77H138L137 75H135V74H133V72L134 71H136V63L134 64L133 63V61L132 62H129V61H127V60H130L131 58H128L129 57V55H133L134 53L136 54V53H142L143 55H146V54H148V56L146 57V58H148L149 59V61L152 63V59L153 58H151L150 57V52H154V51H160V50H162V49H159L160 47H164L163 49H166V52H170V51H172V50H168L167 49V44H166V46H165V42L166 41H168L167 40V35H166V33H163V35L162 36H158V35H156V34H150V32L152 31V30H154L153 29V27H152V29L151 30H149V31H147V32H145V33H143V35L142 34H140L136 29H135V27H134V25H133V23H132V21L134 20V19H132V18H128L129 17V14H132V13H134V12H136V11H138L139 10V8L141 7V5H144V6H147V9H146V11H145V14L147 15V16H149V17H151V18H153V19H155V21H156V23H158L157 22V17H160V16H158V15H161V19L162 20H165V18H162L164 15H167V14H176L177 15V21L179 22V23H182V25H186V26H188V27H190V25L191 24H193V21H194V24L196 23V21H203V20H208L209 19V17L207 18V19H203V18H206V17H204V13L206 12V11H203V13H201V11L203 10L202 8H199V9H194V11L192 12V13H197V16L198 17H200L199 18V20H197L196 19V17H195V15H194V18L193 17H190L189 15H191V14H189V10H188V8H190V7H193L194 5H199V4H201L202 6H204V5H206L205 4V2H207ZM214 1H217V0H214ZM246 1V0H245ZM240 2H243V1H240ZM261 2H262V4H263V2H264V0H261ZM46 3H48V5H46ZM51 3V5H49ZM244 3H246V2H244ZM148 4H150V5H148ZM243 4V3H242ZM242 4L240 5V4H238V5H236V6H233V8H235V10H238V11H240L242 8H241V6H242ZM259 4H261V3H258V4H256V5H259ZM262 4H261V6H262ZM152 5L154 6V5H158V8H153L152 7ZM176 7V6H175ZM244 7V6H243ZM228 8H230V7H228ZM177 9V8H176ZM225 10V9H224ZM229 10V9H228ZM230 10H232L231 8H230ZM229 10V11H230ZM173 11V12H172ZM234 11V10H233ZM220 13H222V12H220ZM219 13V14H220ZM237 13V12H236ZM255 13H256V11H255ZM162 14H163V16H162ZM171 14V15H172ZM235 14V13H234ZM233 14V15H234ZM239 14V13H238ZM254 14V13H253ZM260 15V17H263L264 16V6L261 8V10H260V13H259ZM176 15H174V16H176ZM184 15V16H183ZM237 15V14H236ZM173 16V15H172ZM224 16V15H223ZM226 17H227V14L225 15ZM239 16H242L241 14H239ZM197 17V18H198ZM217 18H215V19H217V22H218V20H219V18L220 17H222V15L220 14V17L219 16H216ZM226 17H224V19L226 20ZM255 18V17H254ZM160 19V18H159ZM158 19V20H159ZM160 19V20H161ZM222 19V18H221ZM232 19V18H231ZM230 19V20H231ZM247 19V18H246ZM261 19V18H260ZM169 20V19H168ZM241 20H242V17H241ZM243 20H245V19H243ZM242 20V21H243ZM101 22V23H106V28H107V30L105 31V35H104V37H103V39H102V43H101V45H99V46H95V45H93V44H90L89 43V38H90V34H92L93 32H94V26H95V24L97 23V22ZM176 21V22H177ZM192 21V22H191ZM204 21V22H205ZM222 21H223V19H222ZM250 21H252V20H250ZM255 21V20H254ZM258 20H256V22H257ZM262 21V20H261ZM167 22H169V21H164V24H167ZM174 22V21H173ZM204 22H202V23H204ZM217 22H215V24H217ZM163 23V22H162ZM162 23L161 22H159V24L158 25H162ZM169 23H171V22H169ZM168 23V24H169ZM208 23V22H207ZM206 23V24H207ZM212 23H213V21L212 22H210V25H212ZM219 23H220V21H219ZM224 24H225V22H223ZM226 23H227V21H226ZM230 23H231V21H230ZM234 23V22H233ZM250 24H251V22H249ZM173 24H175V22L173 23ZM178 24V23H177ZM201 23H199V25H200ZM209 24V23H208ZM221 24H222V22H221ZM235 24V23H234ZM157 25V26H158ZM160 25V26H161ZM180 25V24H179ZM179 25H177L178 27H179ZM203 25V24H202ZM202 25L200 26L201 27V29H204V28H202ZM226 25V24H225ZM232 25V24H231ZM176 26V25H175ZM197 26V25H196ZM215 26H217V25H215ZM219 26V25H218ZM224 26V25H223ZM227 26V25H226ZM239 27H240V25H238ZM155 27V26H154ZM185 27V26H184ZM199 27V28H200ZM203 27H205V29L204 30H208V29H206L207 28V26H205V25H203ZM220 27V26H219ZM218 27V29H220ZM239 27H238V30H239ZM243 28H242V30L245 28V29H247L248 30V28H250V25L245 21L244 23H243V26H242ZM260 27V26H259ZM196 28H198V27H196ZM215 28V27H214ZM235 28V27H234ZM234 28H232V31H233V29ZM241 28V27H240ZM176 30H178V28H175ZM185 29H188V28H186L185 27ZM185 29L183 28L182 29V31H185ZM192 29V25H191V28H190V30ZM195 28H194V26H193V30H194ZM200 29V32L202 31ZM215 29H217V28H215ZM230 29L231 28H229V30H227V33L230 31ZM261 29V28H260ZM259 29V30H260ZM4 30L5 31H7V32H9V34L8 35H4L3 34V32H4ZM26 30H28L26 33H30V34H28V36H27V34L25 35V34H23V33H25V31ZM97 30V29H96ZM175 30V31H176ZM179 30H181V29H179ZM178 30V31H179ZM189 30V31H190ZM223 30V29H222ZM253 30V29H252ZM251 30V31H252ZM255 30V29H254ZM253 30V31H254ZM256 30H258V28L256 29ZM264 30V29H263ZM262 30V31H263ZM34 31H37V32H39V35H38V33H37V38L39 37V36H41L42 34V37H39L40 39H35V36H33L32 34H31V32L34 34V35H36V33L34 32ZM187 31V30H186ZM195 31V30H194ZM226 31V30H225ZM192 31H190V33H191ZM203 32V31H202ZM201 32V33H202ZM205 32H207V31H205ZM205 32H203L204 34L203 35H201V36H206L207 35V33H205ZM210 31H208V34L210 35V33H209ZM231 32V31H230ZM233 32H236V31H233ZM247 32V31H246ZM245 31H243V35H244V33H246ZM250 32V31H249ZM249 32H248V35H250L249 34ZM259 32V31H258ZM258 32L257 33H255V34H257V36H258ZM40 33H42L41 35H40ZM146 33H148V34H146ZM179 33V32H178ZM186 33H188V31L187 32H185V35H186ZM197 33V32H196ZM224 33V32H223ZM251 33V32H250ZM254 33V32H253ZM174 34V33H173ZM182 34V33H181ZM184 34V33H183ZM189 34V33H188ZM225 34V33H224ZM229 34V33H228ZM255 34H252V36H254ZM1 35H3V37L1 36ZM25 35V36H24ZM177 35V34H176ZM191 35H192V33H191ZM197 35H198V33H197ZM212 35H213V33H212ZM240 36H241V34H239ZM218 36H220V35H218ZM229 36H231V39H233L232 38V35H229ZM234 36V35H233ZM236 36V35H235ZM234 36V37H235ZM247 36V35H246ZM261 36H263V35H261ZM32 37V38H31ZM34 37V38H33ZM199 37H200V34H199ZM198 37V39H200L201 41H202V39H201V37L199 38ZM213 37H214V35H213ZM226 37H228V35L226 36ZM225 37V38H226ZM242 37V36H241ZM256 37V36H255ZM47 39V38H49V42H47V43H49V45H48V47H49V49H48V47H47V45L45 44L44 46H46L47 47V49H46V47H45V49H43V46H42V48H41V46H40V42H43V39ZM196 39H197V37H195ZM195 38H193L195 41H193L192 40V42H194L193 43V46H195V42L198 40H196ZM246 38V37H245ZM248 38V37H247ZM250 38V37H249ZM257 38V37H256ZM2 39H6V41H7V43H5V42H3V40ZM35 39V40H34ZM168 39H169V41H170V38L168 37ZM180 39V38H179ZM205 39H207V38H205ZM222 40V38H221V36H220V38H219V40ZM223 39H224V37H223ZM235 39H236V37H235ZM253 38L251 37V39L250 40H252ZM264 39V38H263ZM22 40L24 41V40H26V42L25 43H22ZM178 40V39H177ZM204 40V39H203ZM210 40H211V38H210ZM219 40H218V42H219ZM229 40V39H228ZM241 40H242V42L244 43V40H246V39H242L241 38ZM248 41H249V39H247ZM47 41V40H46ZM168 41V42H169ZM200 41V42H201ZM208 41H209V39H207V43H208ZM213 41H217V39H212L211 41H209V43L210 42H213ZM223 41V40H222ZM222 41H220V42H222ZM229 41H231V40H229ZM240 41V40H239ZM254 41V40H253ZM258 41V40H257ZM45 42V41H44ZM44 42H43V44H44ZM172 42H173V40H172ZM172 42H169V43H171V46H172ZM174 42H175V40H174ZM186 42V41H185ZM205 42H206V40H205ZM224 42V41H223ZM235 43H238L237 41H234ZM245 42H247V41H245ZM46 43V42H45ZM169 43H168V47L170 46L169 45ZM180 43V42H179ZM179 43H176V44H179ZM183 43V42H182ZM198 43V42H197ZM202 43V42H201ZM206 43V44H207ZM209 43L206 45V46H208L209 45ZM215 43H217V42H215ZM212 44L213 46L214 45H217V44ZM226 43V42H225ZM228 43V42H227ZM227 43H226V45H227ZM240 43H241V41H240ZM258 43V42H257ZM256 43V44H257ZM263 43H264V41H263ZM199 44V43H198ZM198 44H196V45H198ZM204 44V43H203ZM231 44V43H230ZM234 44V43H233ZM232 44V46H234V45H236V44H234L233 45ZM246 44V46H248L249 45V43H248V45H247V43H245ZM42 45V44H41ZM160 46L159 48H157V46ZM175 45V44H174ZM181 45V44H180ZM183 45H185V46H183ZM182 46V50H183V48H188V46L190 45V44H188V45H186V44H183ZM210 45H211V43H210ZM209 45V46H210ZM222 44L220 43V46H221ZM229 45V44H228ZM237 45H239V44H237ZM236 45V46H237ZM244 45V44H243ZM254 45V44H253ZM14 46V47H13ZM191 46V45H190ZM202 46V45H201ZM200 46V47H201ZM205 46V45H204ZM204 46H202V47H204ZM205 46V47H206ZM218 46V45H217ZM217 46H214V47H217ZM231 46V45H230ZM53 47V48H54ZM173 47V46H172ZM172 47H169V49H171ZM229 47V46H228ZM249 47V46H248ZM264 47V46H263ZM263 47L261 48V47H259V48H257V50H260V48H261V50L263 49ZM11 48H10V50H9V52L11 53V54H14V51H13V53H12V50H11ZM56 48H54V49H52V50H55ZM157 48V49H156ZM181 48V47H180ZM192 48V47H191ZM195 48H198V46L197 47H194V49ZM211 48H212V46H211ZM221 48V47H220ZM246 48V47H245ZM30 49V50H31ZM190 49V48H189ZM194 49H190V50H194ZM207 49V48H206ZM209 49H210V47H209ZM208 49V50H209ZM217 49H219L218 47H217ZM217 49H213V51L214 50H217ZM234 49H236V47L234 48ZM242 49V48H241ZM256 49V48H255ZM255 49H253L252 50V52H254V50ZM4 50H6V49H1L0 48V57L2 56V54H3V52H5ZM15 50V49H14ZM190 50L188 51V53H190ZM198 50V49H197ZM199 50H201L202 51V49H199ZM212 50V49H211ZM239 50V49H238ZM16 51V50H15ZM17 51H18V49H17ZM74 51H76V52H78V54L77 53H75ZM163 51V50H162ZM212 51V52H213ZM251 51V50H250ZM249 51V52H250ZM56 52V51H55ZM161 52V51H160ZM185 52V51H184ZM187 52V51H186ZM195 52V53H194ZM198 52H200V51H198ZM203 52H204V50H203ZM208 52V51H207ZM206 52V56H208L209 57V55H207V54H209V53H207ZM212 52L210 51V53H211V55H212ZM218 52V51H217ZM236 52H237V50H236ZM239 52V51H238ZM245 52V51H244ZM251 52V53H252ZM256 52V51H255ZM262 52V51H261ZM260 52V53H261ZM33 53V52H32ZM37 53V52H36ZM138 53V54H139ZM155 53V52H154ZM161 53H164V52H161ZM175 53V55H176V52H174ZM192 53H194V54H192ZM202 53V52H201ZM200 53V54H201ZM214 53H215V51H214ZM213 53V54H214ZM233 53H234V50H233ZM248 53V52H247ZM250 53V54H251ZM137 54V56L138 57H142L141 55H138ZM158 54H160V53H158ZM171 54V53H170ZM191 55H192V57L195 55H197L198 53L196 52V49L193 51V52H191L190 53ZM190 54H188L187 56H188V58H189V56H190ZM203 55H204V53H202ZM201 54V55H202ZM219 54H220V52H219ZM256 54H258L257 52H256ZM263 54H264V52H263ZM211 55H210V58H211ZM223 55H225V54H223ZM253 55V54H252ZM7 57V60L9 61V60H11L12 59V57H11V55L9 54V55H6ZM30 56V55H29ZM57 56V57H58ZM117 56V57H116ZM157 56V55H156ZM155 56V57H156ZM164 56H166V55H163L162 54V59H164V61L166 60L165 58H164ZM169 56V55H168ZM168 56H166V58L168 57ZM186 55H184V56H182L181 55V57H182V59H183V57H185ZM205 56V55H204ZM221 56V55H220ZM226 56V55H225ZM224 56V57H225ZM250 56V55H249ZM255 56V55H254ZM254 56H251V58H253ZM56 57V58H57ZM116 57V58H115ZM136 57V56H135ZM138 57H136V58H138ZM158 57H160V56H158ZM170 57V56H169ZM191 57V56H190ZM198 57V56H197ZM197 57H196V62H197ZM218 57V56H217ZM227 57V56H226ZM234 57V56H233ZM233 57H231V58H233ZM243 57H245V56H243ZM263 57V56H262ZM261 57V58H262ZM80 58H82L81 60H80ZM136 58H135V61H137L136 60ZM143 58V57H142ZM145 58V57H144ZM151 58V59H150ZM171 58H174V57H171ZM188 58L186 57V59H187V61H188ZM195 58V57H194ZM194 58L192 59L193 61H194ZM205 58V57H204ZM204 58H202V59H204ZM207 58V57H206ZM206 58H205V60H206ZM237 58H238V56H237ZM245 58H249V57H247V54H246V57ZM55 59V58H54ZM132 59H133V57H132ZM169 59V58H168ZM167 59V60H168ZM191 59V58H190ZM199 59V58H198ZM201 59V58H200ZM214 59V58H213ZM222 59H224V58H222ZM228 59H230V58H228ZM227 59V60H228ZM243 60H244V58H242ZM250 59V58H249ZM257 59V58H256ZM6 60V61H7ZM51 60H53V59H51ZM82 60L83 61H85L83 64H87V63H89L88 61H91L92 62V64L97 60L98 61V63L97 64H95V65H92V66H90L92 69L90 70V69H88V70H90L88 73L85 71L84 72V70H87V68H86V66H84V69L82 68ZM143 61H144V59H142ZM160 60H161V58H160ZM177 61H179L178 59H176ZM185 60V59H184ZM210 60V59H209ZM212 60V59H211ZM231 60V59H230ZM242 60V61H243ZM40 61V60H39ZM54 61V60H53ZM157 61H158V59H157ZM193 61L191 62L192 63V65H191V63L189 62L188 64H190L191 65V67L190 66H188L187 67V65H186V67L187 68H189V69H191L192 68V66L194 65L195 67H196V65H195V61H194V64H193ZM201 62V60H198V62ZM215 61V60H214ZM214 61H212L213 63H214ZM222 61V60H221ZM224 61H226V60H224ZM229 61V60H228ZM247 61V60H246ZM14 62V61H13ZM141 62V61H140ZM147 62V61H146ZM180 62V61H179ZM178 62V63H179ZM197 62V63H198ZM205 62V61H204ZM206 62H209L208 61V59H207V61ZM212 62H209L210 64L212 63ZM232 62H234V60L232 61ZM231 62V63H232ZM250 62V61H249ZM151 63H150V65H151ZM170 63V62H169ZM177 63V65H179ZM203 63V62H202ZM219 63H221V62H219ZM246 63H248V61L246 62ZM255 63V62H254ZM12 64H15V63H12ZM148 64V63H147ZM155 64V63H154ZM167 64H168V61H167V63L166 62H164V65H166L167 66ZM172 64H174V63H172ZM171 63L170 64H168V66L170 65H172ZM184 64V63H183ZM224 64V63H223ZM222 64V65H223ZM251 64H253V63H251ZM255 64H257L258 65V68L260 67H263L264 68V59H260L259 58V60H258V62L257 63H255ZM11 65V64H10ZM34 65V64H33ZM149 65V64H148ZM157 65H159V64H156V66ZM202 65V64H201ZM209 65V64H208ZM207 65V66H208ZM214 65H218V62H215L214 63ZM213 65V66H214ZM221 65V64H220ZM221 65V66H222ZM224 65H227V62H226V64H224ZM233 65V64H232ZM247 65H249V63L247 64ZM246 65V66H247ZM5 66V65H4ZM16 66V65H15ZM30 66V65H29ZM145 66V65H144ZM154 66V65H153ZM156 66H154L153 68H155ZM161 66V65H160ZM173 66V65H172ZM175 66V65H174ZM173 66V67H174ZM203 66H206V64L205 65H203ZM203 66H200V68L201 67H203ZM206 66V67H207ZM212 66V65H211ZM211 66L210 67H208L209 69H208V72H209V70H210V68H211ZM212 66V69L214 68ZM229 66V65H228ZM245 66V65H244ZM243 65H241V69H242V67H244ZM250 66V65H249ZM11 67H13V65L11 66ZM28 67V66H27ZM34 67V66H33ZM150 67V66H149ZM162 67V66H161ZM161 67H157L158 68V70L159 69H161ZM177 67V66H176ZM183 67H184V65H183ZM194 67V68H195ZM197 67H199L198 65H197ZM223 67V66H222ZM224 67H226V66H224ZM252 67V66H251ZM7 68V67H6ZM32 68V67H31ZM86 68V69H85ZM152 68V69H153ZM167 68H169V67H167ZM166 68V69H167ZM178 68V67H177ZM22 69V68H21ZM35 69V68H34ZM34 69H32L33 70V72H32V70H31V73H35V71H34ZM52 69V70H51ZM138 69H140V67L138 68ZM156 69V68H155ZM155 69H153V70H155ZM188 69V70H189ZM196 69V68H195ZM195 69H193V70H195ZM199 68H197L195 71H199L198 70ZM207 69V68H206ZM205 69V70H206ZM215 69H217V67H215L214 68V70ZM230 69H232L233 70V68H230ZM234 69H235V66H234ZM248 69V68H247ZM168 70L169 69H167L166 71H167V73H169L168 72ZM224 70V69H223ZM240 70V69H239ZM250 70V69H249ZM255 70H257V68H255ZM260 70V69H259ZM29 71V70H28ZM165 71V72H166ZM192 71V70H191ZM201 71H202V68H201ZM201 71H199V73L201 72ZM217 71H218V69H217ZM243 71H244V69H243ZM150 72V71H149ZM155 72V71H154ZM183 72L184 71H182L181 73L183 74ZM193 72V75H194V71H192ZM203 72V71H202ZM201 72V73H202ZM211 72V71H210ZM209 72V74H211L212 72H214V71H212L211 73ZM219 72V71H218ZM240 72H241V70H240ZM245 72V71H244ZM249 72V71H248ZM253 72H255V71H253ZM257 72H259L258 70H257ZM264 72V71H263ZM2 73V72H1ZM36 73H37V71H36ZM35 73V74H36ZM153 73V72H152ZM166 73V74H167ZM191 72H190V70H189V74H190ZM196 73V72H195ZM199 73H196V75L197 74H199ZM203 73H207V71L205 72H203ZM223 73H225V72H223ZM241 73H243V72H241ZM250 73H251V70H250ZM4 74H6V73H4ZM18 74V73H17ZM34 74V75H35ZM38 74V73H37ZM41 74V73H40ZM39 74V75H40ZM86 74L87 75H90L92 78H93V80L92 79H89V78H87V76H86ZM170 74V73H169ZM168 74V77L166 78V80L169 78V76H173L174 77V75L173 74H171V75H169ZM185 74V73H184ZM208 74V73H207ZM206 74V77L208 76ZM215 74V73H214ZM219 74V73H218ZM230 74H232V73H230ZM244 74V73H243ZM242 74V75H243ZM258 74V73H257ZM261 74H262V71H261ZM38 75V76H39ZM144 75V74H143ZM200 75V74H199ZM198 75V76H199ZM201 75H203V74H201ZM220 76H221V74H219ZM240 75V74H239ZM241 75V76H242ZM246 75H249V74H246ZM5 76V75H4ZM25 76V75H24ZM142 76V75H141ZM148 76V75H147ZM177 76V75H176ZM180 76V75H179ZM178 76V77H179ZM189 76H191L192 78H193V76H192V74L191 75H189ZM189 76L187 77V78H189ZM197 76V79L200 77H202V76H199L198 77ZM203 76H205V75H203ZM210 76V75H209ZM208 76V77H209ZM211 76H213V75H211ZM210 76V77H211ZM219 76V77H220ZM42 77V76H41ZM156 77V76H155ZM177 77V78H178ZM184 77H185V75H184ZM208 77H207V79H208ZM215 77H217V76H215ZM228 77H229V75H228ZM247 77V76H246ZM249 77V76H248ZM250 77H251V75H250ZM258 77V76H257ZM1 78V77H0ZM28 78V77H27ZM39 78H40V76H39ZM57 78V77H56ZM148 78V77H147ZM158 78V77H157ZM177 78H175L174 77V79H177ZM186 78V77H185ZM184 78V79H185ZM195 78V77H194ZM193 78V79H194ZM200 78H199V80H200ZM204 79H206L205 77H203ZM202 78V79H203ZM224 79H225V77H223ZM16 79V78H15ZM58 79V78H57ZM150 79V78H149ZM170 79H172L171 77H170ZM183 79V77H182V79L181 80H184ZM189 79H191V78H189ZM206 79V80H207ZM218 80L220 79V80H222V76L220 77V78H217ZM232 79V78H231ZM253 79V78H252ZM7 80V79H6ZM11 80V79H10ZM86 80H89V81H91L92 82V84H94V85H96V86H91L89 83H91V82H87ZM179 80H180V78H179ZM229 80V79H228ZM240 80H241V78H240ZM248 80H250L251 81V79H247V81ZM255 80H257L256 79V77H255ZM52 81V80H51ZM55 81H57L56 79H55ZM61 81V80H60ZM161 81H162V79H161ZM164 81V80H163ZM162 81V82H163ZM169 81H173V80H169ZM197 81V80H196ZM227 81V80H226ZM230 81H232V80H230ZM236 81V80H235ZM242 82H244V80H241ZM249 81V82H250ZM7 81H5L4 82V84L3 85H5V83H6ZM58 82V81H57ZM85 82H87L88 84H86ZM102 82H104L103 84H101ZM156 82V81H155ZM168 81H166L165 83H167ZM175 82V81H174ZM177 82V81H176ZM175 82V83H176ZM255 82V81H254ZM229 83V82H228ZM231 83V82H230ZM236 83V82H235ZM237 83H238V80H237ZM245 83V82H244ZM248 83V82H247ZM259 83V85H262L263 86V84H260V82H258ZM163 84V83H162ZM222 84H224V83H222ZM3 85H2V89H3ZM6 85L7 86H9V81L6 83ZM51 85V84H50ZM57 85V84H56ZM60 85V84H59ZM64 84H62V86H63ZM230 85V84H229ZM233 85V84H232ZM231 85V86H232ZM241 85V84H240ZM250 85V83L248 84V86ZM52 86V85H51ZM50 86V87H51ZM167 86V85H166ZM165 86V87H166ZM213 86V85H212ZM218 86V85H217ZM228 86V85H227ZM230 86V87H231ZM235 86V85H234ZM11 87V86H10ZM10 87H8L9 89H10ZM21 87V86H20ZM168 87H170V86H168ZM171 87H172V89H173V87H174V84H173V86H172V83H171ZM220 87V86H219ZM222 87H223V85H222ZM233 87V86H232ZM247 87V86H246ZM251 87V86H250ZM249 87V88H250ZM7 88V89H8ZM19 88V87H18ZM24 88V87H23ZM176 88L177 87H175V90L173 89H170V90H172V92L170 91V94H172V98H173V93H174V91H177L176 90ZM201 88V87H200ZM225 89V92H227L226 91V87H224ZM252 88V87H251ZM49 89V88H48ZM51 89V88H50ZM54 89V88H53ZM60 89V88H59ZM178 89V88H177ZM180 89V88H179ZM184 89V88H183ZM227 89H229V86H228V88ZM231 89V88H230ZM262 89V88H261ZM6 90V89H5ZM17 90V89H16ZM130 90H134V92H132V93H130L129 91ZM155 90V91H154ZM165 90H167V87L165 88ZM198 90V89H197ZM207 90V89H206ZM218 90V89H217ZM219 90H221V89H219ZM264 90V89H263ZM12 91V90H11ZM47 91V90H46ZM62 91V90H61ZM154 91V92H153ZM181 91V90H180ZM193 91V90H192ZM200 91V90H199ZM245 91L247 92V90H246V88H245ZM3 93V90L2 91H0V93ZM4 92H7V90L6 91H4ZM13 93L15 92L14 90L12 91ZM158 92V91H157ZM163 92V91H162ZM188 92V91H187ZM197 92V91H196ZM2 93H1V95H2ZM11 92H9V94H10ZM45 93H48V92H45ZM52 93V92H51ZM168 93V92H167ZM177 93H178V91H177ZM180 93V92H179ZM183 93V92H182ZM234 93V92H233ZM238 93V92H237ZM239 93H241V92H239ZM9 94H8V96H9ZM50 94V93H49ZM55 94V93H54ZM53 94V95H54ZM176 94V93H175ZM183 94H185V92L183 93ZM196 94H199V93H196ZM205 94V93H204ZM203 94V95H204ZM4 95V97H5V93L3 94ZM12 95V94H11ZM10 95V96H11ZM48 95V94H47ZM46 95V96H47ZM162 95V94H161ZM233 95H236V92L233 94ZM27 96V95H26ZM55 96V95H54ZM165 96V95H164ZM179 96H180V94H179ZM182 96V95H181ZM180 96V97H181ZM185 96V95H184ZM237 96V95H236ZM259 96V95H258ZM0 97H3V96H0ZM29 97V96H28ZM27 97V98H28ZM160 97V96H159ZM163 97V96H162ZM166 97V96H165ZM169 97H171V96H169ZM174 97H175V95H174ZM177 97V96H176ZM183 97V96H182ZM188 97V96H187ZM200 96L198 95V98H199ZM238 97V96H237ZM255 97V96H254ZM260 97V96H259ZM15 98V97H14ZM22 98V97H21ZM26 98V99H27ZM139 98V100L137 101V99ZM177 98H179V97H177ZM207 98V97H206ZM50 99V98H49ZM93 99H95V97H93ZM165 99V98H164ZM175 99V98H174ZM202 99V98H201ZM209 99V98H208ZM229 99V98H228ZM263 99V98H262ZM24 100V99H23ZM31 100V99H30ZM48 100V99H47ZM161 100V99H160ZM176 100V99H175ZM175 100L174 101H168V100H166V101H168V107L166 108V109H168L169 110V112L168 113H171L170 111H174L175 110ZM185 100V99H184ZM184 100H182V102H184ZM202 100H204V99H202ZM201 100V101H202ZM207 100V99H206ZM205 100V101H206ZM210 100V99H209ZM208 100V103L209 104H218V103H213L214 101L212 100V103H211V101H209ZM244 100V99H243ZM253 100H255V98L253 99ZM16 101V100H15ZM24 101H26V100H24ZM29 101V100H28ZM49 101V100H48ZM55 101H56V99H55ZM81 101V102H82ZM141 101V102H142ZM165 101V102H166ZM176 101H178V100H176ZM238 101V100H237ZM252 101V100H251ZM23 102V101H22ZM21 102V103H22ZM54 102V101H53ZM85 102H87V103H85ZM98 102V101H97ZM203 102V101H202ZM241 102V101H240ZM243 102H245V101H243ZM4 103V102H3ZM2 103V104H3ZM48 103V102H47ZM57 103V102H56ZM65 103H67V102H65ZM77 103V102H76ZM204 103V102H203ZM203 103H201L200 105L202 106L203 105ZM234 103H236V102H234ZM5 104V103H4ZM7 104V103H6ZM14 104V103H13ZM58 104V103H57ZM78 104V103H77ZM140 104V106H141V103H139ZM145 104V103H144ZM163 104V103H162ZM182 104V103H181ZM238 104V103H237ZM236 104V105H237ZM262 104H263V102H262ZM16 105V104H15ZM20 105V104H19ZM18 105V106H19ZM55 105V104H54ZM83 105V104H82ZM179 105V104H178ZM183 105H185V104H183ZM182 105V106H183ZM186 105H187V103H186ZM185 105V106H186ZM235 105V104H234ZM236 105L234 106V109H235V107H236ZM258 105V104H257ZM260 105V104H259ZM4 106V105H3ZM8 106V105H7ZM21 106V105H20ZM27 106V105H26ZM29 106H30V104H29ZM45 106V105H44ZM47 106V105H46ZM50 106V105H49ZM75 106V105H74ZM84 106V105H83ZM177 106V105H176ZM185 106H183V108L185 107ZM239 107H241V104H239L238 105ZM255 106H256V104H255ZM261 106V105H260ZM23 107V106H22ZM31 107V106H30ZM52 107V106H51ZM68 107V106H67ZM179 107H181V105L179 106ZM188 107V105L184 108V109H186ZM200 107V106H199ZM204 107V108H203ZM205 107H207V103L205 104V105H203L202 106V108L203 109H205ZM211 107V106H210ZM238 107V108H239ZM1 108V107H0ZM12 108V107H11ZM37 108H38V106H37ZM45 108V107H44ZM77 108V107H76ZM145 108V107H144ZM143 108V109H144ZM208 108H209V106H208ZM207 108V109H208ZM212 108H213V105H212ZM211 108V109H212ZM243 108V107H242ZM258 108V107H257ZM4 109H6V108H4ZM36 109V108H35ZM50 109V108H49ZM70 109H71V107H70ZM70 109H69V111H70ZM87 109V108H86ZM112 109V112L109 114V113H107V110H111ZM148 109V108H147ZM150 109V108H149ZM148 109V110H149ZM189 109L190 108H188V111H189ZM207 109H205V110H207ZM218 109V108H217ZM220 109V108H219ZM232 109V108H231ZM230 109V110H231ZM247 109V108H246ZM7 110V109H6ZM8 110H10L9 108H8ZM28 109H26L25 111H27ZM78 110V109H77ZM76 110V111H77ZM145 110V109H144ZM180 110V109H179ZM182 110V109H181ZM233 110V109H232ZM236 110V109H235ZM262 110H264V109H262ZM13 111V110H12ZM15 111V110H14ZM24 111V110H23ZM23 111H22V113H23ZM41 111V110H40ZM53 111V110H52ZM64 111V110H63ZM89 111V110H88ZM130 111H132L133 112V115L130 113ZM141 111V110H140ZM183 111V110H182ZM202 112L204 111V110H201ZM208 111H211L210 109L208 110ZM218 111V110H217ZM227 111V110H226ZM73 112V111H72ZM129 112V113H128ZM143 112H145V111H143ZM164 112H165V110H164ZM180 112V111H179ZM185 112V111H184ZM193 112V111H192ZM205 112H207V111H205ZM220 112V111H219ZM246 112V111H245ZM261 112H263V111H261ZM14 113V112H13ZM21 113V112H20ZM45 113V112H44ZM50 113V112H49ZM70 113V112H69ZM91 113V114H90ZM154 113H156V112H154ZM167 113V112H166ZM190 113H191V111H190ZM208 113V112H207ZM206 113V114H207ZM218 113V112H217ZM221 113V112H220ZM224 113V112H223ZM11 113H9V112H4V111H0V147H2V146H4V147H6V146H9L10 144H12L13 142H15L16 141V139L18 138V137H20L19 135H21L22 136V134H23V128L21 127V123H22V121L23 120H21V121H18V120H20L19 118L18 119H16L15 117H13L12 116V114L10 115ZM25 114V113H24ZM70 114H72V113H70ZM90 114V115H89ZM16 115V114H15ZM26 115V114H25ZM66 115V114H65ZM106 115L108 116V118L106 117ZM109 115L111 116V117H109ZM175 115H177L176 113H175ZM185 115V114H184ZM205 115V114H204ZM221 115H222V113H221ZM249 115V114H248ZM21 116H22V114H21ZM34 116V115H33ZM38 116H41V115H38ZM61 116V115H60ZM73 116V115H72ZM169 116V115H168ZM172 116V115H171ZM208 116V115H207ZM232 116V115H231ZM231 116H230V118H231ZM234 116V115H233ZM232 116V117H233ZM18 117V116H17ZM25 118V116H22V119H24ZM67 117V116H66ZM66 117H64V118H61V117H57V118H61V119H65ZM132 117V118H131ZM163 117V116H162ZM175 117V116H174ZM174 117H172V118H174ZM219 117V116H218ZM225 117H226V115H225ZM251 117V116H250ZM253 117V116H252ZM28 118V117H27ZM37 118V117H36ZM105 118H107V119H105ZM215 118H217V117H215ZM240 118H241V116H240ZM243 118V117H242ZM260 118V117H259ZM262 118V117H261ZM28 119H30V118H28ZM33 119V118H32ZM39 119V118H38ZM67 119V118H66ZM222 119V118H221ZM239 119V118H238ZM257 119V118H256ZM34 120V119H33ZM37 120V119H36ZM60 120V119H59ZM218 120H219V118H218ZM230 120V119H229ZM253 120V119H252ZM251 120V121H252ZM25 121V120H24ZM42 120H40V122H41ZM83 121V120H82ZM114 120H112V122H113ZM142 121V122H141ZM199 121V120H198ZM254 121H255V119H254ZM260 121V120H259ZM38 122V121H37ZM47 122V121H46ZM59 122V121H58ZM115 122V121H114ZM119 122H121V121H119ZM123 122V121H122ZM121 122V123H122ZM139 122H140V124H139ZM228 122V121H227ZM236 122H237V120H236ZM256 122H258V121H256ZM62 123V122H61ZM66 123H68L67 122V120H66ZM82 123V122H81ZM88 123V124H87ZM109 123H110V121H109ZM125 123V122H124ZM123 123V124H124ZM194 123V122H193ZM198 123V122H197ZM233 123V122H232ZM239 123L241 124V121H239L238 122V128H239ZM253 123V122H252ZM38 124V123H37ZM65 124V121H64V123H63V125ZM128 124L127 125H124L125 127L127 126V127H129L128 126ZM142 124V125H143ZM167 124V123H166ZM172 124V123H171ZM186 124H189V123H187L186 122ZM234 124V123H233ZM258 124V123H257ZM259 124H261V123H259ZM30 125V124H29ZM58 125V124H57ZM60 125V124H59ZM66 125V124H65ZM207 125V124H206ZM214 125V124H213ZM215 125H217V124H215ZM228 125V124H227ZM242 125V124H241ZM240 125V126H241ZM28 126V125H27ZM40 126V125H39ZM43 126H44V124H43ZM83 126V127H84ZM200 126V125H199ZM198 126V127H199ZM204 126V125H203ZM208 126V125H207ZM246 126V125H245ZM258 126V125H257ZM263 126V125H262ZM30 127V126H29ZM29 127H26V128H29ZM37 127V126H36ZM45 127V126H44ZM114 127H116V125L114 126ZM120 127V126H119ZM143 127V126H142ZM145 127V126H144ZM145 127V128H146ZM161 127V126H160ZM160 127H159V129H160ZM206 127V126H205ZM31 128V127H30ZM40 128V127H39ZM73 128V127H72ZM76 128V127H75ZM80 128V126L78 127V129ZM118 128V127H117ZM136 128H137V126H136ZM135 128V129H136ZM146 128V129H147ZM234 128V127H233ZM250 128V127H249ZM251 128H253V126L251 127ZM23 131H22V130ZM77 129V128H76ZM76 129H74V132H75V130ZM77 129V130H78ZM138 129H140V128H137V130ZM145 129V130H146ZM203 129V128H202ZM213 129V128H212ZM219 129H221V128H219ZM244 129V128H243ZM26 130V129H25ZM29 130V129H28ZM39 130V129H38ZM81 130V129H80ZM79 130V131H80ZM127 130H128V128H127ZM164 130V129H163ZM198 130H199V128H198ZM224 130H226L225 128H224ZM228 130V129H227ZM232 130V129H231ZM231 130H229L230 132H231ZM262 130V129H261ZM22 131V132H21ZM31 131V130H30ZM40 131H42V130H40ZM102 131V130H101ZM120 131V130H119ZM135 131V130H134ZM141 131V130H140ZM236 131V130H235ZM254 130H252V132H253ZM68 132H70V131H68ZM72 132H73V130H72ZM72 132H70V133H72ZM73 132V133H74ZM77 132V131H76ZM83 132V131H82ZM98 132H100V131H98ZM122 132H124L123 131V129H122ZM130 132V131H129ZM133 132V131H132ZM137 132H139V131H137ZM206 132V131H205ZM208 132V131H207ZM206 132V133H207ZM211 132H212V130H211ZM238 132V131H237ZM239 132H240V130H239ZM250 132V131H249ZM259 132V131H258ZM26 133V132H25ZM37 133V132H36ZM59 133V132H58ZM63 133V132H62ZM67 133V132H66ZM65 133V134H66ZM78 133H81V132H78ZM77 133V134H78ZM86 133V132H85ZM83 134L82 136H80V137H82V139L81 138H79V139H75V137L72 139L70 136H68V137H70V141H67L68 143H70L69 145L71 146V149H72V151H70L71 152V154L73 155V157H74V162L76 163V164H81L82 162H80L78 159H76V157H86V158H88L90 161H91V163H92V168H93V175H94V177L97 179V181H98V183H99V189H100V192L103 194V198L104 199H102V197L100 196V195H98V196H100L101 198L100 199H97V198H99V197H96L95 195H93V197L91 198V200H87L83 205H84V207H82V206H76V209H78L79 211H86L87 213H89L88 215H90V217L93 219V221L95 220V221H100L101 223H103L102 221L104 220L105 221V223L107 224V227H108V225L112 228V230L110 231V230H108V228H107V231H109V233L107 232V233H103L102 232V236H104V238L105 237H112V238H114L115 237V239L117 240V239H121V240H123L124 242L126 241L128 244H130V246H133V251L134 250H136L135 248H139V247H141V249H143V250H147V248L149 247H151V249H152V246H156L157 244H159V243H155V240H156V238H157V236H156V229H155V227L153 226L155 223H160V225H162L163 224V226H164V224L165 223H169V222H177V220L175 219V217L172 215V212H174V211H172L171 213H168L167 214V212L163 209V208H161L160 209V211L157 213V212H155L154 211V207H152V208H148V209H145V207H143V208H141L142 206V204H138V203H141L140 201L138 202V203H136V201L134 200V197L135 198H137L138 196H140V195H134V192L133 191H131V190H129V186L127 187V185H129L128 183H130V179L132 178H130L129 176V180H127V175H124V173L125 172H130L131 170L130 169H128L127 171H125L124 173H121V172H118L117 170H116V168H115V166L114 165H112V164H108L107 163V161H105L104 159H105V157H107V155H109L108 154V152H109V150H108V148L109 149H111L112 147H114L115 148V143H109V140L108 139H106V141L105 142H103V140L101 141L100 139L102 138V137H99L98 138V136L97 135H86V134ZM111 133V134H110ZM128 133V132H127ZM135 133V132H134ZM134 133H132V134H134ZM202 133H204V131L202 132ZM215 133V132H214ZM234 133V132H233ZM242 133H245V131L243 132L242 131ZM31 134V133H30ZM41 134V133H40ZM68 134V133H67ZM82 134V133H81ZM109 134L110 135H112V132H109ZM109 134H107V136L108 137H110V135ZM139 134V133H138ZM166 134V133H165ZM207 134H209V133H207ZM213 134V133H212ZM218 134H219V132H218ZM232 134V133H231ZM246 134V133H245ZM261 134V133H260ZM24 135H26V134H24ZM23 135V136H24ZM63 135V134H62ZM69 135H71V136H74L75 135V133H74V135H72V134H69ZM79 135V134H78ZM77 135V136H78ZM147 135V134H146ZM148 135V136H149ZM157 134H155V136H156ZM197 135V134H196ZM205 135V134H204ZM223 135V134H222ZM237 135H239V134H237ZM240 135H242V134H240ZM154 136V135H153ZM155 136H154V138L151 136V137H149L150 139L149 140H151V139H153V140H155ZM158 136V135H157ZM195 136V135H194ZM236 136V135H235ZM243 136H244V134H243ZM39 137V136H38ZM66 137H67V135H66ZM104 137H106V135L104 136ZM159 137V136H158ZM166 137V136H165ZM206 137V136H205ZM211 137H213V136H211ZM221 137V136H220ZM224 137V136H223ZM240 137V136H239ZM29 138V137H28ZM34 138V137H33ZM56 138V137H55ZM161 138V137H160ZM172 138V137H171ZM201 138V137H200ZM207 138V137H206ZM210 138V137H209ZM236 138H237V136H236ZM241 138V137H240ZM22 139V138H21ZM20 139V140H21ZM39 139V138H38ZM37 139V140H38ZM49 139V138H48ZM47 139V140H48ZM230 139V138H229ZM260 139V138H259ZM25 140H26V138H25ZM28 140V139H27ZM111 140H112V138H111ZM152 140V141H153ZM233 140H235V139H233ZM22 141H23V139H22ZM34 141V140H33ZM46 141V140H45ZM64 141V140H63ZM66 141V140H65ZM142 141L144 142L145 140H143L142 139ZM151 141V142H152ZM160 141V140H159ZM220 141V140H219ZM228 139H227V144H228ZM236 141V140H235ZM234 141V142H235ZM264 141V140H263ZM262 141V142H263ZM20 142V141H19ZM19 142H16L17 143V145L19 144ZM26 142V141H25ZM40 142H41V140H40ZM146 142V141H145ZM151 142H149V143H151ZM158 142V141H157ZM215 142H217V140H215ZM238 142V141H237ZM240 142V141H239ZM24 143V142H23ZM44 143V142H43ZM43 143L41 144V145H43ZM52 143V142H51ZM67 143V144H68ZM148 143V142H147ZM148 143V144H149ZM155 143V142H154ZM162 143V142H161ZM241 143H243V142H241ZM240 143V144H241ZM245 143V142H244ZM40 144V143H39ZM83 144V146H84V148L83 147H79L80 145H82ZM146 144V143H145ZM202 144V143H201ZM237 144V143H236ZM262 144V143H261ZM154 145V144H153ZM173 145V144H172ZM226 145V144H225ZM231 145V144H230ZM238 145V144H237ZM243 145V144H242ZM16 146V145H15ZM22 146V145H21ZM24 146H25V143H24ZM29 146V145H28ZM36 146V145H35ZM145 146V145H144ZM152 146V145H151ZM150 146V147H151ZM223 146V145H222ZM232 146H234V145H232ZM232 146H230V147H232ZM236 146V145H235ZM10 147V146H9ZM18 147H19V145H18ZM23 147V146H22ZM27 147V146H26ZM33 147V146H32ZM37 147V146H36ZM83 148L80 152H79V150H76V148ZM149 147V146H148ZM148 147L146 146V148L145 149H147L148 150ZM153 147V149L151 148V149H149L150 151L149 152H155V155H156V152L157 151H160V150H162V148L161 147H159V145H155V146H152ZM205 147V146H204ZM203 147V148H204ZM208 147V146H207ZM242 147V146H241ZM262 147V146H261ZM29 148V147H28ZM35 148V147H34ZM68 148H70V147H68ZM200 148V147H199ZM202 148V147H201ZM214 148H215V146H214ZM247 148V147H246ZM248 148H249V146H248ZM263 148V147H262ZM7 149H8V147H7ZM26 149V148H25ZM70 149V150H71ZM240 149V148H239ZM242 149V148H241ZM240 149V150H241ZM1 150H2V148H1ZM0 150V176L2 175L3 177H4V175H5V177H7V180H8V182L6 183H4V184H2V183H0V207H4V208H2V209H4V214H3V218H4V220L7 222L8 221V223L10 222L11 223V219H13L12 217L14 216V213L12 214V209H14L15 210V205H13V206H11V208H7L6 210H5V208L7 207L6 206V203L8 202V199L10 198V197H13V196H17L18 198L17 199H22L21 201H23L24 200V204L26 205V204H39V202H40V197H42L43 196V194H41V188H43L44 189V186H42L43 184H41V182L44 180V176H43V180L42 181H40V179H39V181H35L32 185H30L29 183H30V181H32V180H34V178L32 179V173L30 172H27V174L25 175V179H22L23 178V176L24 175H20V176H22L21 178H19L18 176H17V178H16V175H18L17 173H18V171H20V170H17V171H15V168L13 169V167L14 166H11V164H10V160H12V158H13V156H15L16 155V153L17 152H15V151H12L11 153H8V154H6V153H3V151H1ZM22 150H24L23 148H22ZM113 150V149H112ZM143 150H144V148H143ZM208 150V149H207ZM225 150V149H224ZM234 150V149H233ZM244 150V149H243ZM242 150V151H243ZM249 150V149H248ZM31 151V150H30ZM45 151V150H44ZM44 151H43V153H44ZM91 151V152H90ZM111 151V150H110ZM264 151V150H263ZM5 152V151H4ZM24 152H26V151H24ZM34 152V151H33ZM203 152V151H202ZM241 152V151H240ZM247 152V151H246ZM252 152V151H251ZM19 153V152H18ZM17 153V154H18ZM138 153V152H137ZM136 153V154H137ZM145 152H143V155L142 156H144L145 154H144ZM245 153V152H244ZM24 154V153H23ZM48 154V153H47ZM142 154V153H141ZM167 154V153H166ZM166 154H165V156H166ZM226 154V153H225ZM150 155V154H149ZM162 155V154H161ZM191 155V154H190ZM220 155V154H219ZM243 155V154H242ZM241 155V156H242ZM246 155H248V154H246ZM252 155V154H251ZM257 155V154H256ZM18 156V155H17ZM16 156V157H17ZM30 156V155H29ZM29 156H26L25 155V157H29ZM38 156V155H37ZM43 156V155H42ZM41 156V157H42ZM138 156V155H137ZM147 156H148V154H147ZM146 156V158H148ZM152 156H154V155H152ZM157 156H159V155H157ZM157 156H155V157H157ZM168 156V155H167ZM226 156V155H225ZM228 156V155H227ZM240 156V157H241ZM244 156V155H243ZM33 157H35V156H33ZM47 157V156H46ZM104 157V158H103ZM141 157V156H140ZM139 157V158H140ZM149 157H151V156H149ZM155 157H153V158H155ZM183 157V156H182ZM31 158V157H30ZM144 158H145V156H144ZM143 158V159H144ZM146 158H145V160H146ZM158 158V157H157ZM202 158V157H201ZM228 158V157H227ZM15 159V157L13 158V160ZM24 159H26V158H24ZM141 159H142V157H141ZM141 159H140V162H141ZM143 159H142V162H143ZM152 159V158H151ZM219 159V158H218ZM224 159V158H223ZM242 159V158H241ZM240 159V160H241ZM33 160V159H32ZM35 160V159H34ZM40 160V159H39ZM104 160V161H103ZM148 160L149 159H147V161H145V162H147V163H142L141 162V164L142 165H140V166H138V164H136L137 166H138V169H140L142 172H144V171H151V170H155L156 169V167L157 166H159V162L157 161V159L155 160V159H153L154 161H152V162H150V163H148ZM253 160V159H252ZM21 161H22V159H21ZM25 161V160H24ZM27 161V160H26ZM25 161V162H26ZM31 161V160H30ZM150 161V160H149ZM162 161V160H161ZM221 161V160H220ZM254 161V160H253ZM9 162V163H8ZM24 162V163H25ZM166 162V161H165ZM171 162H173V161H171ZM196 162H198L197 160H196ZM199 162H202V161H199ZM255 162V161H254ZM37 163V162H36ZM35 163V164H36ZM49 163V162H48ZM237 163H240V162H238L237 161ZM250 163V162H249ZM257 163V162H256ZM22 164V163H21ZM25 164H27V163H25ZM24 164V165H25ZM217 164H219L218 162H217ZM234 164H236V163H234ZM252 164V163H251ZM251 164H249V165H251ZM264 164V163H263ZM30 165V164H29ZM32 165V164H31ZM43 165V164H42ZM135 165V166H136ZM200 165H201V163H200ZM239 165V164H238ZM246 164H244V166H245ZM254 165V164H253ZM262 165V164H261ZM16 166V165H15ZM18 166V165H17ZM20 166V165H19ZM36 166V165H35ZM214 166V165H213ZM212 166V167H213ZM21 167V166H20ZM19 167V168H20ZM26 165H25V168L24 169H26ZM29 167V166H28ZM40 167V166H39ZM38 167V169L40 170V168ZM46 167V166H45ZM160 167V166H159ZM209 167H210V165H209ZM208 167V168H209ZM233 167H234V165H233ZM259 167V166H258ZM22 168V167H21ZM33 168V167H32ZM137 168V167H136ZM211 168V167H210ZM209 168V169H210ZM237 168H238V166H237ZM253 168V167H252ZM195 169V168H194ZM201 169V168H200ZM207 169V168H206ZM30 170H32V169H30ZM130 170V171H129ZM134 170V169H133ZM162 170V169H161ZM211 170H213V168H211ZM222 170V169H221ZM255 170V169H254ZM260 170H261V168H260ZM23 171V170H22ZM25 171V170H24ZM28 171V170H27ZM138 171V170H137ZM163 171V170H162ZM207 171H209V170H207ZM223 171V170H222ZM132 172V171H131ZM154 172V171H153ZM157 172V171H156ZM231 172V171H230ZM228 173V170H227V175H229L230 174V176H231V173H233V171L231 172V173ZM23 173V172H22ZM50 173V172H49ZM134 175H135V173L134 172H132ZM138 173V172H137ZM148 173V172H147ZM150 173V172H149ZM208 173V172H207ZM214 173V172H213ZM222 173V172H221ZM39 174V173H38ZM37 174V175H38ZM48 174V173H47ZM127 174H130V173H127ZM133 174H131V175H133ZM155 174V173H154ZM153 174V175H154ZM157 174V173H156ZM159 174H161V172L159 173L158 172V175ZM215 174V173H214ZM217 174H218V172H217ZM238 173L236 172V175H237ZM240 174V173H239ZM239 174H238V176H239ZM34 175H36V173H33V176ZM50 175V174H49ZM48 175V176H49ZM138 175H139V173H138ZM144 175H146V174H144ZM139 176V177H145L146 178V176ZM148 175V174H147ZM150 175V174H149ZM186 175V174H185ZM208 175V174H207ZM222 175V174H221ZM226 175V176H227ZM234 176H235V174H233ZM241 176H240V178L241 177H243V175L242 174H240ZM246 175V174H245ZM41 176V175H40ZM184 176V175H183ZM213 177H214V175H212ZM212 176H211V178H212ZM224 176V175H223ZM233 176V177H234ZM2 177V178H3ZM39 176H37V178H38ZM136 178H137V176H135ZM215 177H217V176H215ZM219 177V176H218ZM218 177H217V180H218ZM228 177V176H227ZM150 177H148V179H149ZM184 178H185V176H184ZM4 180H5V178H3ZM32 179V180H31ZM48 179V178H47ZM134 179V178H133ZM186 179V178H185ZM227 179H229V177L227 178ZM232 179V178H231ZM231 179H229V180H231ZM237 179V180H236ZM259 179V178H258ZM140 180V179H139ZM224 180V179H223ZM226 180V179H225ZM234 180V179H233ZM233 180H231V181H233ZM238 180H240V181H242L241 179H239L238 177L237 178H235V181H238ZM246 180V179H245ZM28 181V182H27ZM46 181V180H45ZM44 181V182H45ZM48 181V180H47ZM145 181V180H144ZM239 181V183H241ZM249 181V180H248ZM133 182V181H132ZM131 182V183H132ZM139 182V181H138ZM147 182V181H146ZM223 182H225V181H223ZM250 182V181H249ZM24 183H25V186H26V184H27V187H28V189L30 188V191H28L27 189H25V191L23 190V188H25V186L23 187V185H24ZM46 183H48V182H46ZM135 183V182H134ZM137 183V182H136ZM142 183H144V182H142ZM219 183V184H218ZM228 183H229V181H228ZM233 183V182H232ZM243 183V182H242ZM29 184V185H28ZM139 184V183H138ZM217 184L218 185H220V182H217ZM244 184V183H243ZM246 184H247V182H246ZM249 185V184H248ZM47 186V185H46ZM140 186V185H139ZM139 186H138V189H139ZM235 186V185H234ZM243 186H246V185H243ZM223 187V186H222ZM247 187V186H246ZM249 187V186H248ZM46 188V187H45ZM128 188V189H127ZM132 188V187H131ZM143 188V187H142ZM219 188V187H218ZM224 188V187H223ZM223 188L221 189L220 188V190H223ZM42 189V190H43ZM250 189H251V187H250ZM47 190H48V188H47ZM194 190V189H193ZM215 190H217V189H215ZM187 191V190H186ZM225 191H227L226 189H225ZM253 191V190H252ZM251 191V192H252ZM49 192V191H48ZM139 192V191H138ZM228 192V191H227ZM229 192H230V190H229ZM233 191L231 190V193H232ZM42 193H45V192H42ZM136 193V192H135ZM147 193V192H146ZM238 193V195H239V192H237ZM237 193H236V195H237ZM254 193V192H253ZM145 194V193H144ZM228 194V193H227ZM242 193H240V195H241ZM42 195V196H41ZM46 195V194H45ZM185 195V194H184ZM232 195V194H231ZM234 195H235V192H234ZM248 195V194H247ZM137 196V197H136ZM146 196V195H145ZM147 196H148V193H147ZM187 196V195H186ZM194 196V195H193ZM243 196H245V195H243ZM143 197V196H142ZM253 197H254V195H253ZM14 198H16V197H14ZM139 198V197H138ZM191 198V197H190ZM242 198V195H241V197H240V199ZM244 198V197H243ZM242 198V199H243ZM247 198H249V197H247ZM247 198H245V199H241L243 202L245 201V200H248ZM251 198V197H250ZM250 198H249V201H245V202H250L251 203V200H250ZM255 198V197H254ZM253 198V199H254ZM66 199V198H65ZM199 199V198H198ZM233 199V198H232ZM235 199V198H234ZM234 199H233V201H234ZM252 199V198H251ZM257 199V198H256ZM256 199H255V202H257L256 201ZM259 199V198H258ZM71 200V199H70ZM102 201V202H105L104 204H102L103 206H101L100 205V208H101V210L99 209V207L98 208H95V206L96 205H98V204H100V201ZM134 200V201H133ZM139 200V199H138ZM264 200V199H263ZM188 201H190V200H188ZM192 201V200H191ZM235 201H237L236 199H235ZM214 202V201H213ZM230 202V201H229ZM193 203V202H192ZM212 203V202H211ZM232 203V202H231ZM241 203V202H240ZM262 203L263 202H261V205H262ZM75 204V203H74ZM106 204V205H105ZM253 204L254 205H252V206H255L256 207V205H258V204H256V203H254V200H253ZM256 204V205H255ZM41 205V204H40ZM201 205H203V204H201ZM200 205V206H201ZM242 205V204H241ZM251 205H250V207H248L249 209L250 208H252L251 207ZM60 206H62V205H59L58 207L60 208ZM64 206V205H63ZM152 206V205H151ZM171 206V205H170ZM209 206H211V205H209ZM209 206H207V208H209ZM214 206H215V204H214ZM243 206V205H242ZM246 206V205H245ZM67 207V206H66ZM149 207V206H148ZM263 207V206H262ZM257 208V207H256ZM258 208H260V206L258 205ZM68 209V208H67ZM67 209H65V206H64V209H63V207H62V209H58L57 208V210L56 209H54V210H49V212H47V214H45L46 216L44 217V215H43V219H42V221H41V223H42V226H40V230H39V232H38V234L41 236V240H42V242L41 243H43V244H45V243H47V244H49L50 243V241H51V235L52 234H55L56 232H59V230H63V229H61V227L63 226V221H62V219L65 217H63L62 218V215H63V212H64V214H66L67 213ZM167 209V208H166ZM174 209V206L172 207V210ZM205 209V208H204ZM219 209V208H218ZM263 209V208H262ZM147 210V211H146ZM247 210L248 209H246L245 208V211L247 212ZM253 210V209H252ZM251 209H250V211L248 210V214H249V212H250V214L252 215V211ZM255 210V209H254ZM260 210V209H259ZM264 210V209H263ZM70 211V210H69ZM256 211V213H257V209L255 210ZM13 212H16V211H13ZM259 212V211H258ZM18 213V212H17ZM151 213L153 214L152 215V217H151ZM175 213V212H174ZM244 213V212H243ZM242 213V214H243ZM255 213V214H256ZM211 214V213H210ZM259 214H261V213H259ZM15 215H16V213H15ZM18 215V214H17ZM93 215L95 216V218H93ZM223 214L222 213H220V214H218L217 216H213V218H211V220L209 221V223L211 224V225H213V224H215V223H218V221H217V219H218V217H220V216H222ZM241 215V214H240ZM244 215V214H243ZM257 215V214H256ZM256 215H254L255 217H256ZM67 216V215H66ZM236 216V215H235ZM250 216V215H249ZM258 216V215H257ZM260 216V215H259ZM228 217V216H227ZM232 217H233V215H232ZM153 218H155V219H153ZM241 218V217H240ZM246 218V217H245ZM251 218V217H250ZM262 218V217H261ZM51 219H53V221L51 220ZM65 219V218H64ZM221 219V218H220ZM256 219H257V217H256ZM219 220V219H218ZM228 220V219H227ZM230 220V219H229ZM246 220V219H245ZM253 220V219H252ZM255 220V219H254ZM64 221H66V220H64ZM94 221V222H95ZM238 221V220H237ZM243 221V220H242ZM260 222V221H259ZM22 223H23V220L21 219V218H19V220L16 222V226H19V228H21L22 227ZM63 223V224H62ZM67 223V222H66ZM72 223V225H74V226H76L73 222H71ZM171 223H169V229H170V224ZM229 223V222H228ZM227 223V224H228ZM240 223V222H239ZM243 223V222H242ZM98 224V223H97ZM100 224V223H99ZM173 224V223H172ZM174 224H176V223H174ZM222 224V223H221ZM248 224V223H247ZM15 225V224H14ZM92 225V224H91ZM91 225H89V226H87L88 228L91 226ZM166 225H168V224H166ZM166 225H165V227H163V228H167L166 227ZM233 225V224H232ZM245 225V224H244ZM257 225V224H256ZM104 226V225H103ZM153 226V227H152ZM191 226H193V225H191ZM191 226H189V227H187V228H185V230H184V233L186 234V248H185V251H188V252H195V251H198V252H200V254H199V256L200 257H203V255L205 254V256H206V253H204V249H206V247H207V245L209 246V244L211 245V243H209V240L208 239H211V238H209L210 237V235H205L204 233H202V236L200 235L201 233L199 232V234H196V231H194V230H192V227ZM201 226H203V224H201ZM215 226V225H214ZM237 226V225H236ZM39 227V226H38ZM86 227V228H87ZM235 227V226H234ZM240 227V226H239ZM250 227V226H249ZM258 227V226H257ZM256 227V228H257ZM71 229L73 228V227H70ZM94 228V227H93ZM98 228V227H97ZM172 228H174V226L172 227ZM171 228V229H172ZM194 228V227H193ZM236 228V227H235ZM242 228H244L243 226L240 228V229H242ZM39 229V228H38ZM98 229H100V228H98ZM205 229V228H204ZM220 229V228H219ZM221 229H222V227H221ZM227 229V228H226ZM230 229L232 230L233 228H231L230 227ZM238 229V228H237ZM81 230V229H80ZM103 230V229H102ZM105 230V229H104ZM172 230H174V229H172ZM242 230H244V229H242ZM241 230V231H242ZM262 230V229H261ZM76 231H78L77 229H76ZM85 231V230H84ZM90 231H91V229H90ZM93 231V230H92ZM168 231V230H167ZM176 231H178L177 229H176ZM216 231V233H214V234H217V235H222V234H220V232H219V230H215ZM227 231V230H226ZM234 231V230H233ZM233 231H232V233H233ZM245 231V230H244ZM248 231V230H247ZM254 231V230H253ZM37 232V231H36ZM63 232V231H62ZM79 232V231H78ZM98 233H99V231H97ZM97 232L95 233L94 231H93V233H95V235H92L91 236V238H90V240H89V242H87V244H86V246L84 247V250H83V254L82 255H80L81 257L79 258V262L80 263H84V264H86V260H87V258L90 256L91 257V255H94V256H92L93 258H91V259H95V256H96V258L97 259H95V261H93L94 262V264H114V263H112L111 261H107L105 258H104V252H101V253H98V251H100L101 250V244H100V242H99V240L97 239V238H95V236H97L96 234H97ZM105 232V231H104ZM204 232V231H203ZM213 232V231H212ZM223 232V231H222ZM263 232V231H262ZM261 232V233H262ZM74 233V232H73ZM112 233V234H111ZM166 233V232H165ZM168 233V232H167ZM169 233H170V231H169ZM176 234V233H174V231L173 232H171L170 233V235L171 234ZM178 233V232H177ZM198 233V232H197ZM242 233V232H241ZM245 233V232H244ZM68 234H69V232H68ZM92 234V233H91ZM109 234V235H108ZM212 234V233H211ZM236 234V233H235ZM257 234V233H256ZM264 234V233H263ZM38 235V236H39ZM77 235V233H75V236ZM82 235V234H81ZM101 235V234H100ZM167 235V234H166ZM169 235V236H170ZM176 235H178V234H176ZM224 235V234H223ZM228 235H229V233H228ZM245 235V234H244ZM253 235V234H252ZM259 235V234H258ZM83 236V235H82ZM133 236V237H132ZM134 236H135V238H134ZM165 236V235H164ZM168 236V235H167ZM225 236V235H224ZM231 236V235H230ZM235 236V235H234ZM237 236V235H236ZM80 237V236H79ZM99 238L101 237V236H98ZM133 239H132V238ZM162 237V236H161ZM171 237V236H170ZM174 237H175V235H174ZM262 237V236H261ZM264 237V236H263ZM171 238H173V236L171 237ZM213 238V237H212ZM215 238H217V237H215ZM218 238H219V236H218ZM258 238V237H257ZM5 239V238H4ZM83 239V238H82ZM106 239H108V238H106ZM170 239V238H169ZM168 239V240H169ZM222 239V238H221ZM261 239V238H260ZM259 239V240H260ZM6 240V239H5ZM8 240V239H7ZM54 240V239H53ZM105 240V239H104ZM121 240H119V241H121ZM164 240H166L165 238H164ZM168 240H166V241H168ZM171 240V239H170ZM236 240V239H235ZM263 240V239H262ZM1 241V240H0ZM3 241V240H2ZM113 241V240H112ZM159 241V240H158ZM157 241V242H158ZM162 241V240H161ZM165 241V242H166ZM173 241V240H172ZM218 241V240H217ZM238 241V240H237ZM240 241V240H239ZM264 241V240H263ZM76 242H78V241H76ZM104 242V241H103ZM117 242V241H116ZM214 242V241H213ZM219 242V241H218ZM223 242V241H222ZM1 243V242H0ZM2 243H4V242H2ZM6 244H5V246H3L2 244H0V245H2L3 247L2 248H4V247H6V245H7V247L9 246V245H11L10 243H7V241L5 242ZM101 243H102V240H101ZM111 243V242H110ZM119 242H117V244H118ZM123 243V242H122ZM161 243V242H160ZM168 243H170V242H168ZM173 243V242H172ZM240 243V242H239ZM247 243V242H246ZM112 245H113V242L111 243ZM111 244H109L110 246H112ZM117 244H114V245H117ZM126 244V243H125ZM127 244V245H128ZM162 244V243H161ZM105 245V244H104ZM108 245V246H109ZM114 245L112 246V247H114ZM120 245V243L117 245V246H119ZM163 246H162V248L166 245V243H165V245L164 244H162ZM255 245V244H254ZM46 246V245H45ZM81 246V245H80ZM107 246V248L109 249V248H111V247H108ZM212 246H214V245H212ZM225 246V245H224ZM230 246V245H229ZM233 246V245H232ZM236 246V245H235ZM259 246H260V244H259ZM258 246V247H259ZM83 247V246H82ZM135 247V248H134ZM160 247H161V245H160ZM172 247V246H171ZM173 247H175L174 245H173ZM211 247V246H210ZM227 247V246H226ZM245 247H247V246H245ZM254 247V246H253ZM256 247V246H255ZM1 248V247H0ZM117 248V247H116ZM131 248V247H130ZM167 248L169 249L170 247H165V250L164 251H166L167 250ZM250 248V247H249ZM257 248V247H256ZM10 248H8L7 250H9ZM105 249V248H104ZM107 249V250H108ZM123 249V248H122ZM125 249H126V247H125ZM211 249V248H210ZM224 249V248H223ZM223 249H222V251H223ZM234 249V248H233ZM253 249V248H252ZM106 250V249H105ZM116 250H118V249H116ZM121 250V249H120ZM161 251H162V249H160ZM175 250V249H174ZM208 250V249H207ZM207 250H206V252H207ZM229 250V249H228ZM245 250H247V249H245ZM154 251H156V249H154ZM153 251V252H154ZM160 251V252H161ZM164 251H163V253H164ZM169 251V250H168ZM115 252V251H114ZM151 253H152V250L150 251ZM170 252H173V250L172 251H170ZM203 252V253H202ZM1 253V252H0ZM108 253V252H107ZM129 253V252H128ZM131 253V252H130ZM158 253V252H157ZM211 253V252H210ZM210 253H208V254H210ZM219 253V252H218ZM108 254H110V253H108ZM215 254V253H214ZM223 254H224V252H223ZM235 254V253H234ZM255 254V253H254ZM165 255V254H164ZM220 255V254H219ZM225 255H226V253H225ZM157 256V255H156ZM209 256V255H208ZM210 256H211V254H210ZM221 256H222V254H221ZM234 256V255H233ZM258 256V255H257ZM2 257V256H1ZM4 257H6L5 255H4ZM79 257V256H78ZM171 257H172V255H171ZM170 257V258H171ZM195 257V256H194ZM199 257V258H200ZM213 257V256H212ZM215 257V256H214ZM214 257L212 258L213 260H214ZM218 257V256H217ZM217 257H215V258H217ZM227 257V256H226ZM225 257V258H226ZM255 257V256H254ZM7 258V257H6ZM14 258V257H13ZM12 258V259H13ZM175 258V257H174ZM196 258V257H195ZM251 258H252V256H251ZM0 259H2V258H0ZM159 259V258H158ZM201 259V258H200ZM218 259V258H217ZM237 259V258H236ZM255 259V258H254ZM14 260V259H13ZM61 260V259H60ZM120 260V259H119ZM161 260H163V259H161ZM160 260V261H161ZM170 260V259H169ZM178 260V259H177ZM212 260V261H213ZM228 260V259H227ZM258 260V259H257ZM172 261V260H171ZM218 261V260H217ZM220 261H221V259H220ZM239 261V260H238ZM264 261V260H263ZM90 262H91V260H90ZM157 262V261H156ZM170 262V261H169ZM178 262V261H177ZM204 262H207V261H205L204 260ZM211 262V261H210ZM214 262V261H213ZM228 262V261H227ZM246 262V261H245ZM42 263H44L45 264V261L44 262H42ZM125 263V261L123 262V264ZM200 263V262H199ZM219 263V262H218ZM15 264H28V261H27V259L26 258H23V257H16V260H15ZM49 264H59V263H55L54 261H50L49 262ZM63 264V263H62ZM64 264H72L70 261H67V262H65ZM117 264V263H116ZM118 264H122L121 262L120 263H118ZM159 264H164V262L162 263H160L159 262ZM171 264H172V262H171ZM186 264V263H185ZM201 264V263H200ZM210 264V263H209ZM230 264V263H229Z\"/></svg>", "mask_w": 264, "mask_h": 264}, {"label": "built area", "instance_id": "3", "mask_svg": "<svg viewBox=\"0 0 264 264\" xmlns=\"http://www.w3.org/2000/svg\"><path fill=\"white\" fill-rule=\"evenodd\" d=\"M70 221L73 222L75 225H78L80 227H87L91 224V218L88 214L79 211V210H73L70 212ZM44 264V263H39Z\"/></svg>", "mask_w": 264, "mask_h": 264}]
</instances>
